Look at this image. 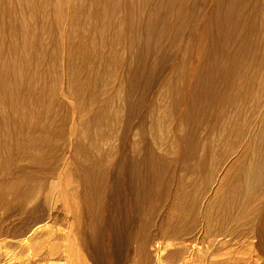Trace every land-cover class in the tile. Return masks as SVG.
<instances>
[{
  "label": "rangeland",
  "instance_id": "1",
  "mask_svg": "<svg viewBox=\"0 0 264 264\" xmlns=\"http://www.w3.org/2000/svg\"><path fill=\"white\" fill-rule=\"evenodd\" d=\"M24 1L23 0L22 1L21 0H11V1L10 0H0V9H2L0 11V37L2 36L0 38V49H1L0 50V101H1V103H0V114L3 113V111L4 112L9 111V113H3L0 115V177H2V180L0 181V191H2L1 190L2 187L3 188L8 187V188H5L3 190H9L10 191V194H9L10 197L8 196L7 200L9 199L8 202H11L10 205L8 204L9 209L6 212H2L3 215L6 214V216H7V221L2 226L7 228V235L9 237H7V238L0 237V264H37L34 261L35 260L34 253L29 252L31 250H29L28 246H25L24 244H22L23 243L22 238L17 237L15 239V238H11V236L13 235V232H15V231L27 232L31 226L38 223L40 218L36 219L35 214L31 213L33 211V209L31 208L32 207L31 202H34V200L36 198L34 195L38 194L37 197L41 196V198H42V195H44L45 192L49 193L50 191L54 194V195L52 194L54 197L56 196L55 208L53 211L54 216L52 218L48 217V218H46V220H44L45 216H43L41 218V220L46 221L47 227L38 232L40 241H42L43 247L45 249H49V248L51 249V247L53 246L52 249H54L56 251L55 254L49 260L50 261V262H48L49 264H51V263L54 264L55 262H58V264H63L65 259H66V261H65L66 264L69 263V262L67 263V261H70L71 264H76V262H74V261L72 262L71 260H68L67 255H65L71 247L73 248V246H74V249H80V248L78 246H75V245H77V242H75L74 239H73L72 243L70 242V245H71L70 246L69 240L66 238L67 235H70L71 230L74 227L75 228H77V227L75 226V224H73L74 221L72 222V220H71L72 212L66 211V206H65L66 202L64 203L63 206H61L62 202L59 200V198H60L59 197L60 182H62V181H63L64 187H65V191H66V186L75 188L76 196L74 198H76V200H74V201H76L78 204L77 213L79 214L81 223L77 222V225L79 226V224H80V226L78 227L79 228L78 230L80 231L79 233H80L81 237L83 238L84 236H86L85 235L86 232H88V236H90V235L93 236L94 233H96L97 224H98V227H101L100 228L101 231L105 232V230H106L105 233H101V234H104L103 241H105V242H103V243H104V246L106 247L104 254L106 256L105 260L107 262L110 261L109 263L112 262L111 264H124V263H122V260L125 262L126 253L128 252V250L131 249V243H132V241H134L133 239H135V237H137L136 235H138V234L139 235L146 234L147 238L143 242L147 243L150 241V247H148V248L145 247V250L144 251L142 250L143 254H137L138 256H136V258H135L136 261L134 264H156L157 255H159V254H157L158 243H160L159 249L161 250L160 254H162V259H163V257H165V251L162 250V245H161V244H163V242L160 240V238H161L160 237V235H161L160 229H162L166 225L163 221L164 215H163L162 210H164V207L173 204L175 206L176 210H178L179 213L182 214L183 211L184 210L186 211V209L189 206H191V204H192L191 199L193 198V196L191 197V195H192L191 190L194 187L193 185L190 186L191 189L189 187V189H190V190L188 189L189 192H187L185 198H183L179 203L174 204L171 201L173 189L175 188V186L178 187V184H180V180L182 178L186 179V178L190 177L191 179H193L194 182H195V180H196V182H200L201 179L203 181L204 178H206V174L208 173V171L218 161L222 162L221 165L223 164V166L221 168H224V171H226V169H227V172H224L216 164L217 166H216V172H214V176L219 175L221 171H222L221 176L222 177L224 176L222 178V180L220 181L221 182L220 186L222 187V189L224 188V186L227 185V183L230 184L231 179H233V177H235V175H236V174L235 175L233 174L235 171L233 162L231 164H228L227 162L225 163V162L221 161V159L223 158L222 152L224 153V151L221 150L220 146H217V144L220 142H219V140H217L216 135H218V134H216V133L218 130L215 127V123L219 122L223 118V115H222L223 112L227 113L228 111H233L234 107L237 106L238 102L242 106H245L246 109H248V105L251 103V100L255 103V101H256L255 97H259V93L263 87L262 85H264V80L262 79V77L264 78V70L262 71V69H264V58H263L264 57V36H263L264 35V33H263L264 32V30H263L264 29V24H263L264 23V8H262L264 6V1L263 0H254L255 1L254 2L251 0H221V1L220 0L219 1L218 0L217 1L216 0H205V2H203L204 0H196V1L195 0L194 1L193 0H189V1L188 0H182V1H179V0H176V1L175 0H168V1L167 0H160V1L159 0H145V1L144 0H121V3H120V0L119 1L118 0L117 1L116 0H93V1L92 0H87V1L84 0V2H82L83 0H78L76 2H79L80 3V5H79L78 3L75 2V0H71V1L68 0V3L70 5H71V3H74V2L76 3V4L74 3L76 6V10H75V15L73 17V21L71 23V28H73V29H71V31L66 32V50H68V55H69L67 58V62H66V60H65V62H63L62 60L60 61V53H59V49L57 48L58 44H60L62 42V41L60 42L59 40L64 39L63 35H61V37H60V34L62 32L61 29L64 26L65 21H64L63 17L56 15V7L57 6H56V3H54L55 0L54 1L53 0H31V1L30 0L29 1L24 0ZM137 1H138V3H137ZM149 1L152 3H150ZM187 1H188V3H187ZM224 1L227 3L225 4ZM15 2H17V3L15 4ZM89 2H90V4H89ZM129 2H130V4H129ZM52 3L54 6L53 8H51ZM116 3H117V6H116ZM135 3H137V4H135ZM143 3H145V5L142 8ZM120 4H122V6ZM186 4L187 5L189 4V5L186 6ZM160 5H161V8L158 9V7H160ZM239 5H241V6H239ZM42 6H43V8H42ZM136 6H137V8H136ZM217 6H219V7H217ZM248 6H249V8H248ZM251 6H253V7H251ZM195 7H197V8H195ZM208 7H209V9H208ZM255 7L256 8L258 7V8L255 9ZM91 8H92V10H91ZM101 8L104 10L102 11ZM132 8H133V10H131ZM185 8H187V9H185ZM189 9H191V11ZM194 9H195V11H193ZM200 10H203V11L199 12ZM187 11H188V13H187ZM158 12L162 15H160ZM94 13H96V14H94ZM156 13L158 16H156ZM211 13H212V16H210ZM220 13H222V15H220ZM259 13H261V15H259ZM84 14L86 15V17L84 16ZM113 14L116 15L117 17L114 16ZM214 14H215V17H214ZM28 15H29V17H28ZM112 15H113V17H112ZM135 15L137 17H135ZM166 15H167V17H166ZM196 15L197 16L199 15L200 17L199 16L196 17ZM251 15H253L252 16L253 19L251 18ZM103 16H105L104 17L105 19L103 18ZM179 16L181 17L180 19H178ZM185 16H187V17H185ZM232 16H234V17H232ZM56 17L57 18L59 17L58 18L59 20L57 19L58 21L56 20ZM150 17H151V19H150ZM158 17H159L160 22H158ZM28 18L30 20H28ZM85 18H87V19H85ZM116 18H117V20H116ZM135 18H136V21H135ZM189 18H191V19H189ZM193 18H198V19H193ZM222 18H223V20H222ZM234 18H236V19H234ZM248 18H250L251 20ZM90 19H92L91 22H92L93 27L90 29L89 34L86 37H84L83 40H81L80 30L82 31L85 23L87 22V20L89 21ZM108 19H111V20H108ZM118 19L120 20V22ZM152 19H154V20H152ZM155 19H157V20H155ZM54 20H56V21H54ZM181 20H182V23H181ZM191 20H193V21L197 20V21L193 22ZM215 20L218 22V26H217V22ZM249 20H250V23H249ZM253 20H254V22H253ZM259 20H261L263 23ZM29 21H30V23H27ZM109 21L111 22L112 25L109 23ZM152 21H155L158 24L156 25V23L152 22ZM226 21L227 22L229 21L228 22L229 26L227 25ZM22 22H25L28 25H26L25 23H24L25 24L24 25ZM150 22H152V23H150ZM215 22H216V26H215V24H213ZM235 22H236V25H238V26L234 25ZM258 22H259V24H258ZM53 23L55 24V26L53 25ZM56 23L57 24L59 23V26L56 25ZM103 23H107L106 27L109 30H107V28L105 27L106 24H103ZM118 23L120 25H118ZM197 23H199V24L197 25ZM254 23H255V26H254ZM3 24H5V25H3ZM162 24H164V26ZM188 24H189V26H187ZM256 24H258L257 27H256ZM82 25H83V27H81ZM122 25H124V26H122ZM165 25H167V26H165ZM25 26H26V30H24ZM98 26H100V27H98ZM154 26H156V27H154ZM158 26L159 27L161 26L162 29L161 28L159 29ZM185 26H186V28H185ZM206 26H208L209 29L212 28L213 30H209ZM242 26H244V27H242ZM249 26H251V27H249ZM16 27H18V28H16ZM118 27H119V31H118V29H116ZM121 27H124V28H121ZM150 27H152V29ZM166 27H167V29H166ZM174 27H176V29ZM187 27H189V28L191 27V28L189 29ZM201 27H203V28H201ZM214 27H216L215 28L216 30L214 29ZM252 27L253 28L255 27V28L253 29ZM171 28H173V29L171 30ZM199 28H201V29H199ZM233 28L235 29V31L237 30L239 32H235L233 30ZM15 29L18 31H16ZM101 29H104V31H102ZM186 29H187V31H186ZM191 29H192V32H191ZM226 29H228V31ZM241 29H243V30H241ZM59 30L61 31L60 33L58 32ZM106 30L108 32H106ZM114 30L117 32H115ZM125 30H126V32H125ZM135 30H136V32H135ZM145 30H146V33H144ZM149 30H150V32H149ZM176 30H177V32H176ZM183 30H184V33H183ZM257 30H258V32H257ZM56 31H57V33H56ZM120 31H122V32L120 33ZM158 31H160V32L158 33ZM204 31H206V34ZM179 32H181V33H179ZM211 32H212V34H211ZM233 32H234V34H233ZM259 32H260V34H258ZM16 33H18V34H16ZM98 33H99V35H98ZM151 33H153V34H151ZM157 33H158V35H157ZM169 33H170V35H169ZM249 33H250V35H249ZM5 34H7V35H5ZM56 34L57 35L59 34L58 38H57ZM104 34H108V35H104ZM154 34H156L157 37ZM172 34H174L175 36ZM190 34H191V36H190ZM229 34H230V36H229ZM20 35H21V37H19ZM113 35H114V37H113ZM118 35H120V36H118ZM124 35H125V37H124ZM180 35H182V36L180 37ZM209 35H210V37H209ZM225 35H227V36L225 37ZM239 35H241L242 37ZM111 36L113 39L111 38ZM168 36H169V39H167ZM176 36H177V38H176ZM206 36H207V38H206ZM212 36H214V38ZM249 36H250V38H249ZM258 36H259V40H258ZM119 37H121V38H119ZM220 37H222V38H220ZM230 37H231V39H230ZM21 38L23 39V41ZM39 38H40V40H39ZM109 38H111V39H109ZM171 38H173V39H171ZM57 39H59V40H57ZM188 39H189V41H188ZM240 39H241V41H240ZM25 40H26V42H25ZM29 40H30V42H28ZM102 40H103V42H102ZM157 40H158V42H157ZM227 40L230 43L232 42L233 45H231L229 42L226 43ZM244 40H246V41H244ZM254 40H256V42ZM105 41L108 43H106ZM134 41H135V43H134ZM141 41H142V43H141ZM219 41H221V43ZM13 42H15L16 44L14 43L15 44L14 45ZM44 42H46V43H44ZM99 42H101V43H99ZM164 42H165V44H164ZM167 42L170 44V46H168L169 44ZM218 42H219V44H218ZM243 42L244 43L247 42L246 45ZM252 42H254V44H251ZM259 42L261 45L259 44ZM30 43H31V45H30ZM120 43H122V44H120ZM132 43H133V45H132ZM239 43H240V45H239ZM91 44H94V45L91 46ZM141 44H144V45H141ZM166 44H168V45H166ZM187 44H188V46H187ZM160 45H162V47ZM173 45H175L174 46L175 48L173 47ZM178 45H180L181 47L180 46L178 47ZM229 45H231V47H234L236 45L238 48H235V49L232 48L231 49V47H229V49L231 50V52H230V50L228 49ZM250 46H252V47H250ZM260 46H261V48H260ZM240 47H241V49H240ZM255 47H256V49H255ZM101 48H103V49H101ZM31 49H32V51H31ZM144 49H145V51H144ZM182 49L184 51H188V52H184ZM164 50H165V53H164ZM218 50H219V53L221 52L220 56H219ZM227 50H229V51H227ZM245 50H246V52H245ZM175 51L177 54H175ZM114 52H116L118 55H116V53H114ZM154 52L156 55L154 54ZM158 52H160V54ZM181 52H182V54H181ZM227 52H229L230 54ZM251 53H252V55H251ZM259 53H260V55H259ZM123 54H124V56H123ZM253 54H254V56H253ZM163 55H165V57H163ZM181 55L183 57H181ZM216 55H217V57L218 56L219 57L217 58ZM155 56L157 58H155ZM246 56H248V57H246ZM153 57L155 58V60ZM126 58H129V59H126ZM247 58H248V62H247ZM224 59H225V61H224ZM231 59L232 60L236 59V61H232ZM124 60L126 62H123ZM128 61H129V63H127ZM226 61H227V63H226ZM242 61H243V63H242ZM61 62H62V64H61ZM153 62H154V64H152ZM178 62H179V64H178ZM203 62H205V63H203ZM229 62H231L230 65H229ZM232 62H234V63L232 64ZM122 63H124V65H122ZM125 63H126V65H125ZM156 63H158V64H156ZM169 63H170V65H169ZM213 63H214V65L216 64V66H213V67L210 66L211 64L213 65ZM255 63H256V65H254ZM171 64H173V65L175 64V65L174 66L172 65V68H171ZM236 64H237V66H236ZM248 64L250 65V67ZM154 65L156 67L157 66L158 67L156 68ZM159 65H161V67ZM203 65H205V66L203 67ZM243 65H245V66H243ZM39 66L41 67V69L38 68ZM200 66L203 68H201ZM233 66H234V68H233ZM46 67H48V68L46 69ZM153 67L155 68V70L153 69ZM162 67H164V68H162ZM235 67H236V69H235ZM248 67L250 68L249 70H248ZM32 68H33V70H32ZM150 68H151V70H150ZM161 68L163 71L161 70ZM188 68H189V70H188ZM229 68H230V70H229ZM241 68H243V70ZM246 68L248 71L246 70ZM251 68H252L253 72L251 71ZM91 69L93 71H91ZM124 69H127V71ZM172 69L174 71H172ZM179 69H180V75H179V71H178ZM207 69H208V71H207ZM209 69L211 71H209ZM221 69H223V70H221ZM46 70L49 72H47ZM158 70L160 73L163 72L165 75L162 73L159 75ZM170 70H171V72H173V74L171 76L169 75ZM121 71L123 72L124 75L122 74ZM125 71L129 72V75H127L128 73H126ZM232 71H234V73ZM255 71H257V72L254 73ZM65 72H67V74H69L66 81L64 79V73ZM187 72H189V73H187ZM208 72H212V73H208ZM219 72H222V73L224 72V73L222 75V73H219ZM198 73L199 74L201 73L200 76ZM245 73H247V75ZM59 74L62 76H59ZM121 74H122V76H121ZM132 74L134 75L133 76L134 78L132 77ZM176 74L178 77L176 76ZM224 74H226V76ZM46 75H49V76H46ZM149 75L154 76V81H153V85H152L153 88L151 87L150 90H148L147 88H145L143 86V84L144 85L147 84L148 80L152 77ZM231 75L233 76V78L231 77ZM235 75H238L237 79H236ZM242 75H243V78H242ZM254 75H256V77ZM118 76H121V78L119 77L120 81H119ZM210 76L211 77L213 76V78H211ZM222 76H224V78H227V77L229 78V76H230V78L228 79L229 81L227 79H224ZM50 77H52V78H50ZM56 77L61 78V79H58ZM107 77L112 78L109 85L106 84V82H105V79ZM128 77L130 78L129 81L127 79ZM160 77H162V78H160ZM187 77H188V79H187ZM45 78H46V81H45ZM122 78H124V79H122ZM167 78H169V79H167ZM49 79H51V80H49ZM160 79H162V80L160 81ZM170 79H172V80H170ZM193 79H194V82L196 81L195 82L196 84L193 82ZM217 79H218L219 84H216ZM27 80L29 81V83ZM201 80H204V82ZM209 80H210V82H208ZM55 81H57V82L55 83ZM58 81H59V83H58ZM130 81H131V84H130ZM144 81H145V83H143ZM165 81H166V83H165ZM172 81H173V83L175 82L174 85H170V84H172ZM213 81H214V84H213ZM227 81H228V85H227ZM231 81L234 83H232ZM239 81H241V83H239ZM247 81H249V82H247ZM223 82H224V84H222ZM121 83H123V84L121 85ZM133 83H134V85H132ZM158 83H159V85L157 86ZM177 83H179L182 86H179V84H177ZM204 83H205V85H204ZM113 84H115L114 85L115 87L113 86ZM125 84H126V86H125ZM162 84H164V85H162ZM231 84L234 87L232 89H231V86H232ZM46 85H47V88H46ZM255 85H257V86H255ZM44 86H45V88H44ZM116 86L117 87L123 86L122 89L119 90L120 93H119V91L118 92H114L113 90L111 91L112 87L116 88ZM130 86L132 88H130ZM160 86H161V88H163V87L165 88V90L163 88V92H164L163 94H164L165 100H167V101H165L167 104V110H169V109L171 110L172 108H177V106H179L183 102L188 103L187 104L188 108L186 111L187 114L183 113L184 114L183 115L182 112L180 114V115H182L181 116L182 124L180 126V129H181L180 131H182V132H180V134H179V143L177 144V146L179 145L180 148L181 147L183 148V149H180V152L182 153V154L180 153L181 158H180V155L178 153H174L173 151H171L167 148L164 149L163 151H159L155 146H151L154 144L152 142H150L151 141L150 138L145 135V131L143 130V127H142V126H144L142 124L145 123V119L143 118V114L142 113L139 114L138 112L134 111L135 106H137L139 104L140 100H138V99H141L139 96H141V97L144 96V98L146 97V100L149 101V98H151L150 95L152 94V92L153 93L160 92L159 91V90H161ZM258 86H260V87H258ZM249 87H251V88L249 89ZM188 88H189V90H188ZM240 88H242V89H240ZM259 88H261V89L259 90ZM101 89H102V91H101ZM124 89L126 92L124 91ZM131 89H133V91H131ZM141 89H142L143 93L141 92ZM166 89L168 91H166ZM169 89H171V92ZM192 89L193 90L195 89L194 90L195 92H193ZM255 89H257V90H255ZM128 90L130 92H128ZM136 90H137V92H136ZM208 91H209V93H208ZM211 91H213V92H211ZM225 91H226V93H225ZM232 91H234V93ZM255 91L257 92V94H255L256 93ZM39 92H40V94H39ZM94 92H97V93H100V92L103 93L104 92V93L99 98L96 99L95 103H97L96 104L97 106L95 104L90 106L89 99L91 98L92 93H94ZM132 92H134V94ZM140 92L142 93V95L140 94ZM169 92L172 94H170ZM190 92H191V94H190ZM204 92H206V93H204ZM249 92H250V94H249ZM117 93H118V95L124 94L125 97L120 96V95L118 97ZM165 93L167 95H165ZM197 93L200 96H198ZM212 93L215 95L217 94L216 95L217 99ZM224 93H225V95H224ZM235 93H236V95H235ZM188 94L191 95V98ZM247 94L249 95V97L247 96ZM44 95H45V97H43ZM107 95H109L110 97ZM134 95H136V96H134ZM210 95H211V98H210ZM131 96L132 97L134 96V97L132 98ZM206 96L208 98H206ZM54 97H57V99ZM120 97H123L124 99H122ZM166 97L167 98L169 97L168 98L169 101H168V99H166ZM170 97L172 98V100ZM125 98H127V99L125 100ZM173 98H175V99H173ZM196 98H197V100H196ZM221 98L223 100H221ZM231 98H233V100L234 99L235 100L232 101ZM203 99H204V103L202 102ZM207 99H209V100H207ZM178 100H180L179 105H177ZM187 100L189 102H187ZM219 100L221 103L219 102ZM31 101L34 105L31 104ZM47 101H48V103H47ZM49 101H51V102L49 103ZM101 101H102V104L104 105L105 108L102 107ZM112 101H114V103H116V104H114ZM197 101H199V102H197ZM206 101L208 104L206 103ZM120 102L121 103L123 102V106L125 105L123 108H125L126 104H128L129 102L132 104L131 105L129 103L131 107L130 108L126 107L127 108L126 110L125 109L122 110V111H124V113L121 111L122 116L119 115L120 118L118 117L117 120H114L115 124L117 122L118 125L122 122V124H120V126H119L121 132L119 131V129L114 128L116 130H114L115 133L112 131V134L114 133L115 137H113V135H112L111 138H109V139H102L100 141L101 143L99 142L100 146H101L100 147L98 145L99 143L97 144V142L95 141L96 137L103 130L105 131V128L109 127L108 124H110V122H108V124H107L105 122V118L111 119V117L113 116L112 114L115 112L114 110H116V108L118 106L117 103H120ZM7 103H8V105H7ZM40 103H41V105H40ZM81 103H82V105H81ZM134 103H135V105H133ZM210 103L211 104L213 103V104L211 105ZM48 104H50V106H48ZM204 104L207 106L205 107ZM223 104H225V105H223ZM44 105H45V107H43ZM70 105H72V106H70ZM100 105L102 108L100 107ZM190 105H192L193 107L192 106L190 107ZM112 106H113V109H112ZM4 107H6V108L3 110ZM7 107H8V109H7ZM14 107L16 109H14ZM52 107H53V109H52ZM99 107H100V109H99ZM220 107H221V109H220ZM26 108H27V111H29V112L26 111ZM30 108H31L33 114L31 112V110H29ZM41 108H44V109H41ZM90 108H91V110H89ZM92 108H93V111H92ZM103 108H104V110H103ZM203 108H205V109H203ZM17 109L21 110L22 112L21 111H19V112H21L22 114H20ZM44 110L45 111L47 110L45 115H43L45 112ZM130 110H133L134 112H132ZM224 110H226V111H224ZM90 111H92L91 112L92 115L90 114ZM82 112L83 113L85 112V113L82 114ZM34 113H36L39 117L38 118L35 117L37 115ZM99 113H100V115H99ZM102 113H103L104 118L102 116ZM6 114H8L9 116L11 115V116L9 117ZM54 114H55V116H54ZM79 114H80V116H78ZM124 114H125V117H124ZM243 114L250 116L251 114H254V113L248 112V111L247 112L242 111L241 115H243ZM21 115H23L22 116L23 118L25 115V118L24 119L21 118ZM50 115H51V117H47ZM212 115H214V116H212ZM184 116H186L187 119ZM14 117H16L17 119H15ZM41 117H42V119H41ZM136 117H138V118H136ZM1 118H3V119H1ZM71 118H74V119L72 120ZM131 118H132V120H131ZM7 119H8V121H7ZM19 119H21V120H19ZM119 119H121V120H119ZM123 119H124V121H123ZM1 120H3V121H1ZM26 120H28V121H26ZM33 120H36V122ZM41 120H43V122ZM21 121L24 123H22ZM47 121H49V122H47ZM130 121H132L131 124H130ZM70 122H71V124H70ZM72 123H73V125H72ZM97 123H98V125H96ZM103 123H105V124H103ZM137 123H139V124L137 125ZM192 123H194V124H192ZM18 124L20 127L18 126ZM20 124H22V125H20ZM94 124H95V126H94ZM128 124H130V125H128ZM59 125L61 127H59ZM69 125H71V126L69 127L70 130L68 132V126ZM205 125H208V126H205ZM98 126H100L103 130ZM104 126H105V128H103ZM128 126H130V127H128ZM184 126H186V127H184ZM196 126H198L197 127L198 130L195 129ZM51 127L53 130L51 129ZM73 127H75L74 130H73ZM134 127H135V129H134ZM200 127H201V129H200ZM208 127H209V129H207ZM36 128H37V130H36ZM94 128H95V130H94ZM140 128H141V130H140ZM186 128H188V130ZM202 128H203V130H202ZM96 129L98 132H95ZM183 129H185V131ZM99 130H100V132H99ZM123 130L125 133L124 132L122 133ZM126 130H127L128 134H126L127 133ZM55 131H56V133L54 134ZM36 132H37V134H36ZM134 132H135V134H133ZM185 132H187V133H185ZM199 132H200V134H198ZM22 133H23V135H22ZM94 133L96 135H94ZM116 133L119 135H117ZM129 133H130V135H129ZM136 133H137V135H136ZM201 133H202V136H199V135H201ZM203 133H205L204 136H203ZM41 134L43 135V138H42ZM88 134H89V136H88ZM124 134L126 137L122 136ZM131 134H133V136ZM20 135H22V136H20ZM26 135H28V136H26ZM34 135H37V136L35 137ZM47 135H49V136H47ZM67 135H69V136H67ZM134 135H136V136H134ZM181 135H183V136H181ZM19 136L21 139L19 138ZM27 137H30V139ZM33 137H35L37 140H35ZM50 137H52V140ZM60 137H62V139H60ZM83 137H85V138H83ZM135 137H137V138H135ZM203 137H204V139H203ZM32 138L35 141H33ZM76 138H77V140H76ZM80 138L81 139L83 138V139L81 140ZM97 138H99V136ZM127 138L129 141L127 140ZM129 138H131V139H129ZM209 138H211L212 140ZM1 139H2V141H1ZM42 139H43V141H42ZM112 139H114L113 142L110 141ZM139 139H140V141H139ZM146 139H149V141ZM28 140H30V141H28ZM182 140L185 141V144ZM210 140L211 141L215 140V142H217V143L216 144L215 143L210 144L209 143ZM45 141H47V142H45ZM107 141L109 142V144H111L110 146L108 145ZM147 141L150 143H148ZM197 141L199 142V144H197L198 143ZM2 142H3V144H2ZM16 142H18V143H16ZM38 142H39V144H38ZM43 142H45V143H43ZM87 142H89L88 144L89 145L91 144V146H88ZM115 142H116V144H115ZM122 142H124V144ZM134 142H136V143H134ZM139 142H140V144L142 143L141 144L142 146H140ZM66 143H68V144L66 145ZM81 144H82V146H81ZM196 144L199 148L196 146ZM35 145L37 146V148ZM121 145H123V146H121ZM146 145H147V147H146ZM206 145H207V147H206ZM30 146H31V148H29ZM139 146H140V148H139ZM195 146L197 149L195 148ZM213 146H214V148L215 147H219V148H217V149L215 148L216 151L214 150L215 151L214 152ZM90 147H91V151L89 150ZM92 147H93V149H92ZM107 147H108V149H107ZM126 147H128V148H126ZM34 150H35V152H34ZM103 150H104V152H103ZM205 150L207 152H205ZM210 150L213 151L214 153L212 152V154H211ZM36 151H37V153H36ZM142 151H144V152H142ZM102 152H103V154L108 153L111 156V159H109V160H96V158H97L96 154L102 153ZM151 152H153V153L155 152V153L153 154ZM31 153L32 154L36 153V154L32 155ZM209 153H210V155H209ZM122 154H124V155H122ZM88 155H89V157H88ZM145 155H146V157H145ZM154 155H155V157H154ZM195 156H197V157H195ZM202 156L204 159L202 158ZM121 157H123V158H121ZM128 157L130 159H128ZM212 157H214L215 159ZM233 157H234V155H233ZM31 158H32V160H31ZM139 158H140V161H139ZM216 159H217V161H216ZM88 160H90L92 162H88ZM127 160H128V162H127ZM150 160H151L152 164L150 163ZM213 160H215V161H213ZM153 161H155L156 164H154L155 162H153ZM179 161H180V163H179ZM115 162L118 164V166L115 165ZM129 162H131V163L129 164ZM140 162H142V164ZM146 162H147V164L145 165ZM132 163H134V164H132ZM225 164H227V165H225ZM3 165L9 166L10 169H8V172L6 175L1 176V174L3 172V167H4ZM113 165L115 167H117V169ZM133 165H134V167H133ZM90 166H91V168H90ZM105 166H107L106 168L109 167L108 168L109 171L107 169H105ZM20 167L32 168L33 170H24V171L19 172V174H16V172L14 170L18 169ZM206 168H209V170ZM104 169L106 170V172ZM176 169H177V171H176ZM72 170H74V171H72ZM78 170L80 172H83V173L78 172ZM114 170L115 171L117 170V171L115 172ZM126 170H127V172H126ZM142 170H143V172H142ZM113 171L115 174L113 173ZM99 172H101V175ZM135 172L137 173V175ZM147 172H149V173H147ZM141 173H143V174H141ZM224 173L227 175V178H225ZM75 174L77 175L78 179L76 178ZM132 174H133V176H132ZM170 174H172V176H169ZM94 175L96 177H94ZM99 175H100V177H99ZM177 176H178V178H177ZM58 177H59V179H58ZM114 177H115V179H114ZM236 177H237V175H236ZM72 178L75 180H73ZM224 178L226 181L223 180ZM106 179H107V182H106ZM77 180H78V182H77ZM82 180H84V181H82ZM99 180H100V182H99ZM40 181H42V182H40ZM54 181L55 182L57 181L59 186L57 185V182L55 183ZM167 181L169 184L167 183ZM222 181L224 182V186H222V184H223ZM173 182H174V184H173ZM106 183H108V184H106ZM55 184H56V186H55L56 189H54ZM138 184H139V186H138ZM27 185L28 186L31 185V186L28 187ZM110 185H111V187H110ZM16 186H17V188H16ZM84 187L86 188V191H85ZM100 187H101V190H100ZM124 187L126 188V190ZM161 187H162V189H161ZM49 188H50V190H49ZM164 188L165 189L167 188L166 189L167 192L163 191ZM19 189H22V190L20 191ZM79 189H80V191L82 190L81 193H80ZM103 189L105 191H103ZM112 189H115L116 191L114 190V192H113ZM117 189H123V190L117 191ZM127 189H129V190L127 191ZM48 190H49V192H47ZM224 190H225V188H224ZM168 191H170V192H168ZM54 192H56V193H54ZM86 193H87L88 199L86 198V195H85ZM102 193H103V195L101 196ZM115 193H116V196H115ZM222 193H223V190H222ZM225 193H226V190H225L224 194ZM158 194H159V196H158ZM163 194H165V195H163ZM91 195H92V197H91ZM140 195H141V197H140ZM154 195H155V197L156 196L157 197L155 198ZM138 196L140 197L139 199H138ZM163 196H165L166 198ZM115 197L116 198L118 197L116 199L117 201L115 200ZM221 197L222 196H220V198ZM119 198H121V199L118 200ZM133 198H134V200H132ZM86 199L88 202L85 201ZM147 199H149V200H147ZM113 200H115V201H113ZM145 201H147V202L145 203ZM256 201H257V203H259V200H256ZM57 202H59V203H57ZM91 203H93V206ZM149 203H150V205H149L150 209L148 208V205H147ZM163 203H166V204H163ZM188 203H189V205H188ZM103 204H104V206H103ZM126 204H127V206H126ZM186 205H187V207L185 208ZM84 206H85V208H87L90 211V213L88 212L87 209L84 208ZM145 206H146V209H145ZM59 207H60V209H59ZM88 207H90L91 209ZM95 207H96V209H95ZM128 207L130 210H128ZM132 207L134 209H132ZM161 207H163V208H161ZM145 211H147V212H145ZM142 212H143V214H142ZM154 212H155V214H154ZM161 212H162V214H161ZM97 213H98V215H97ZM156 213H157V215H156ZM107 214L109 215V218H108ZM55 215H57V218L55 217ZM117 215H118V217H117ZM197 215L198 214H195V217ZM87 216L89 217V219ZM63 217H64V219H63ZM144 217H146V219ZM102 218H103V221L101 220ZM118 218L119 219L121 218V219L119 220ZM260 218H261V220L264 219V212L260 215ZM86 219H88V220H86ZM95 220H96V222H95ZM113 220H114V222H113ZM89 221H91V222H89ZM115 221L117 222V224L115 223ZM189 221L190 220L188 219L187 215L183 216L182 224H184L185 226H188V224L190 223ZM65 222H66V224H65ZM105 223L108 226H106ZM112 223H113V225H112ZM157 223H158V225H157ZM116 225H117V227L115 228ZM167 225H169V224H167ZM170 225H171L170 227L172 228V229L170 228L171 230H174L177 227L175 220H172ZM64 226L65 227L67 226V228H65ZM72 226H73V228L71 229ZM90 226H92V227H90ZM109 226H113V227L109 228ZM141 226H142V228H141ZM146 226H147V228H146ZM158 226H159V228H158ZM117 228H119L120 230ZM87 229H88V231H87ZM122 229H125V230H123L124 232L122 231V233H121ZM107 230H108V232H107ZM152 230H154V231H152ZM62 231L64 233H62ZM46 232H48V233L46 234ZM111 232L113 233L112 235H111ZM137 232H138V234H137ZM153 232H154V234H153ZM97 233H98V231H97ZM108 233H109V235H108ZM127 233L130 236L128 241L125 240V238H124ZM259 234L261 236V239H259V237H260ZM49 235L51 237H49ZM107 235H108V238H106ZM263 235H264V227H262V226L258 227V230L257 229L252 230V232L249 234L250 239L248 240V242L244 243V244H250V246L248 245L247 247H244L243 244L236 241L234 243V245L232 244L230 247H228V249H226V251L220 252L218 255H216L214 257V260H216V261H214V262H217V261L220 262V261H223L225 259H228L230 261V263H233V260H235L237 258V260H240V262H242L241 264H246V263L247 264H249V263L250 264H264V246H263L264 245V237H263ZM61 237H62V239H61ZM55 239H56V241H55ZM114 239H116V241ZM85 240H86L87 246L89 245V247H92L96 244L95 243L96 240L95 241L91 240V239H85ZM251 240L254 242H252ZM257 240L258 241L261 240V241L257 242ZM119 242L122 244L120 245ZM44 243H46V244L44 245ZM118 243H119V245H116L117 249H115V247H116L115 244H118ZM6 244H7V246H6ZM17 244H18V246H17ZM90 244H91V246H90ZM128 244H129V246H128ZM259 244H260V247H259ZM123 245H125V247ZM135 246L132 245V247H135ZM254 246H256V247H254ZM66 247H67V249H66ZM68 247H69V249H68ZM151 247L154 250L151 249ZM61 248L63 251L61 250ZM128 248H130V249H128ZM149 248H150V250H149ZM253 248H254V251H253ZM20 249H22V250H20ZM81 249H82V246H81ZM259 249H260V251H259ZM109 250L111 252H113V251L114 252L111 253ZM115 250H116V252H115ZM23 251H25L26 253ZM116 253H118V255ZM22 254H24L25 256H22ZM113 254H115V255H113ZM142 255H143V257H142ZM159 257H161V256H159ZM23 258H25V259H23ZM115 258H116V260H114ZM245 258L248 259L247 262H245V260H246ZM249 258H250V260H249ZM111 259H113V260H111ZM255 259L257 260L258 263L256 262ZM89 261H91V259H89V257H87V259H85L84 263L85 264H88V263L93 264V262H89ZM106 261H105V264L107 263ZM65 262H64V264H65ZM243 262H245V263H243Z\"/></svg>",
  "mask_w": 264,
  "mask_h": 264
},
{
  "label": "bare ground",
  "instance_id": "2",
  "mask_svg": "<svg viewBox=\"0 0 264 264\" xmlns=\"http://www.w3.org/2000/svg\"><path fill=\"white\" fill-rule=\"evenodd\" d=\"M11 1V0H10ZM22 1V0H21ZM24 1V0H23ZM29 1V0H28ZM27 1V2H28ZM31 1V0H30ZM54 1V0H53ZM56 1V0H55ZM54 1V3H56V15H58V16H61V17H63L64 18V26L62 27V29H61V31L59 30L58 32L60 33L61 32V34H60V37H61V35H63V37H64V41L63 40H59V39H57V40H59L61 43L60 44H58V49H59V53H60V61L62 60L63 62H65V60H66V62H67V58H68V50H66V32H68V31H71V29H73V28H71V23H72V21H73V17H74V15H75V10H76V6H75V4L76 3H78L79 5H80V3L79 2H76V1H78V0H75V4L74 3H71V5L68 3V0H57L56 2ZM69 1H71V0H69ZM87 1V0H86ZM85 1V2H86ZM93 1V0H92ZM117 1V0H116ZM119 1V0H118ZM145 1V0H144ZM160 1V0H159ZM168 1V0H167ZM176 1V0H175ZM179 1H182V0H179ZM178 1V2H179ZM189 1V0H188ZM188 1H187V3H188ZM194 1V0H193ZM196 1V0H195ZM217 1V0H216ZM215 1V2H216ZM219 1V0H218ZM221 1V0H220ZM251 1H254V0H251ZM264 1V0H263ZM262 1V2H263ZM18 2V1H17ZM17 2H15V4L17 3ZM20 2V1H19ZM25 2V1H24ZM82 2H84V0L82 1ZM111 2V1H110ZM114 2V1H113ZM131 2V1H130ZM130 2H129V4H130ZM150 2V1H149ZM166 2V1H165ZM174 2V1H173ZM203 2H205V0L203 1ZM214 2V3H215ZM225 2V1H224ZM236 2V1H235ZM255 2V1H254ZM253 2V3H254ZM257 2V1H256ZM9 3V2H8ZM88 3V2H87ZM112 3V2H111ZM120 3H121V0H120ZM137 3H138V1H137ZM137 3H135V4H137ZM150 3H152V2H150ZM157 3V2H156ZM161 3V2H160ZM167 3V2H166ZM186 3V2H185ZM195 3V2H194ZM202 3V2H201ZM200 3V4H201ZM222 3V2H221ZM227 2H225V4H226ZM243 3V2H242ZM247 3V2H246ZM77 4V5H78ZM85 4V3H84ZM89 4H90V2H89ZM107 4V3H106ZM113 4V3H112ZM149 4V3H148ZM147 4V5H148ZM197 4V3H196ZM251 4V3H250ZM249 4V5H250ZM38 5V4H37ZM88 5V4H87ZM86 5V6H87ZM102 5V4H101ZM109 5V4H108ZM111 5V4H110ZM121 6H122V4H120ZM119 5V6H120ZM144 5H145V3H143V6H142V8L144 7ZM146 5V6H147ZM152 5V4H151ZM166 5V4H165ZM184 5V4H183ZM189 5V4H188ZM187 4H186V6H188ZM205 5V4H204ZM224 5V4H223ZM252 5V4H251ZM263 5V4H262ZM20 6V5H19ZM83 6V5H82ZM103 6V5H102ZM116 6H117V3H116ZM133 6V5H132ZM154 6V5H153ZM163 6V5H162ZM171 6V5H170ZM213 6V5H212ZM225 6V5H224ZM239 6H241V5H239ZM244 6V5H243ZM45 7V6H44ZM54 6H53V3H52V7L51 8H53ZM91 7V6H90ZM94 7V6H93ZM112 7V6H111ZM166 7V6H165ZM190 7V6H189ZM192 7V6H191ZM217 7H219V6H217ZM247 7V6H246ZM251 7H253V6H251ZM261 7V6H260ZM42 8H43V6H42ZM104 8V7H103ZM106 8V7H105ZM117 8V7H116ZM115 8V9H116ZM136 8H137V6H136ZM140 8V7H139ZM159 8H161V5H160V7H158V9ZM195 8H197V7H195ZM203 8V7H202ZM235 8V7H234ZM248 8H249V6H248ZM258 8V7H257ZM256 7H255V9H257ZM262 8H264V6L262 7ZM86 9V8H85ZM166 9V8H165ZM171 9V8H170ZM185 9H187V8H185ZM192 9V8H191ZM191 9H189L190 11H191ZM208 9H209V7H208ZM212 9V8H211ZM210 9V10H211ZM215 9V8H214ZM225 9V8H224ZM238 9V8H237ZM254 9V8H253ZM2 9H0V11H1ZM87 10V9H86ZM91 10H92V8H91ZM101 10L103 11L104 9H102L101 8ZM106 10V9H105ZM131 10H133V8L131 9ZM137 10V9H136ZM146 10V9H145ZM161 10V9H160ZM159 10V11H160ZM164 10V9H163ZM173 10V9H172ZM241 10V9H240ZM248 10V9H247ZM246 10V11H247ZM262 10V9H261ZM48 11V10H47ZM85 11V10H84ZM115 11V10H114ZM113 11V12H114ZM135 11V10H134ZM193 11H195V9L193 10ZM201 11H203V10H200L199 12H201ZM242 11V10H241ZM244 11V10H243ZM257 11V10H256ZM49 12V11H48ZM87 12V11H86ZM89 12V11H88ZM106 12V11H105ZM109 12V11H108ZM133 12V11H132ZM148 12V11H147ZM161 12V11H160ZM170 12V11H169ZM172 12V11H171ZM222 12V11H221ZM252 12V11H251ZM146 13V12H145ZM159 13V12H158ZM162 13V12H161ZM187 13H188V11H187ZM239 13V12H238ZM262 13V12H261ZM261 13H259V15H261ZM89 14V13H88ZM94 14H96V13H94ZM142 14V13H141ZM144 14V13H143ZM153 14V13H152ZM160 14V13H159ZM196 14V13H195ZM235 14V13H234ZM22 15V14H21ZM50 15V14H49ZM109 15V14H108ZM114 15V14H113ZM113 15H112V17H113ZM134 15V14H133ZM148 15V14H147ZM150 15V14H149ZM160 15H162V14H160ZM220 15H222V13H220ZM237 15V14H236ZM254 15V14H253ZM253 15H251V18H252V16ZM257 15V14H256ZM84 16L86 17V15L84 14ZM91 16V15H90ZM89 16V17H90ZM114 16H116V15H114ZM146 16V15H145ZM152 16V15H151ZM156 16H158L157 15V13H156ZM191 16V15H190ZM199 16V15H198ZM197 15H196V17H198ZM210 16H212V13H211V15ZM241 16V15H240ZM21 17V16H20ZM24 17V16H23ZM28 17H29V15H28ZM105 16H103V18H104ZM109 17V16H108ZM117 17V16H116ZM135 17H137L136 15H135ZM155 17V16H154ZM166 17H167V15H166ZM185 17H187V16H185ZM200 17V16H199ZM214 17H215V14H214ZM232 17H234V16H232ZM236 17V16H235ZM255 17V16H254ZM22 18V17H21ZM47 18V17H46ZM59 18V17H58ZM57 17H56V20L58 19ZM82 18V17H81ZM91 18V17H90ZM94 18V17H93ZM111 18V17H110ZM119 18V17H118ZM122 18V17H121ZM181 17L179 16V18L178 19H180ZM211 18V17H210ZM256 18V17H255ZM24 19V18H23ZM22 19V20H23ZM33 19V18H32ZM84 19V18H83ZM85 19H87V18H85ZM105 19V18H104ZM120 19V18H119ZM118 19V20H119ZM150 19H151V17H150ZM177 19V20H178ZM184 19V18H183ZM189 19H191V18H189ZM193 19H198V18H193ZM234 19H236V18H234ZM238 19V18H237ZM245 19V18H244ZM248 19H250V18H248ZM253 19V18H252ZM28 20H30L29 18H28ZM56 20H54V21H56ZM59 20V19H58ZM57 20V21H58ZM62 20V19H61ZM91 20L92 19H90L89 21L87 20V22L85 23V25H84V28L82 29V31L80 30V35H81V40H83L84 39V37H86L88 34H89V31H90V29L93 27V25H92V22H91ZM108 20H111V19H108ZM113 20V19H112ZM115 20V19H114ZM116 20H117V18H116ZM115 20V21H116ZM122 20V19H121ZM147 20V19H146ZM149 20V19H148ZM152 20H154V19H152ZM155 20H157V19H155ZM188 20V19H187ZM222 20H223V18H222ZM226 20V19H225ZM251 20V19H250ZM250 20H249V23H250ZM42 21V20H41ZM63 21V20H62ZM101 21V20H100ZM106 21V20H105ZM114 21V22H115ZM135 21H136V18H135ZM186 21V20H185ZM191 21H193V20H191ZM195 21V20H194ZM193 21V22H194ZM197 21V20H196ZM195 21V22H196ZM216 21V20H215ZM259 21H261V20H259ZM52 22V21H51ZM99 22V21H98ZM104 22V21H103ZM113 22V21H112ZM119 22H120V20H119ZM148 22V21H147ZM152 22H155V21H152ZM152 22H150V23H152ZM158 22H160V20H159V17H158ZM174 22V21H173ZM208 22V21H207ZM217 22V21H216ZM216 22L215 23H213V24H215V26H216ZM227 22V21H226ZM229 22V21H228ZM228 22H227V25L229 26V24H228ZM231 22V21H230ZM233 22V21H232ZM253 22H254V20H253ZM256 22V21H255ZM262 22V21H261ZM23 24L25 23V22H22ZM27 23H30V21L29 22H27ZM55 23V22H54ZM53 23V25L55 26V24ZM62 23V22H61ZM109 23L111 24V22L109 21ZM132 23V22H131ZM140 23V22H139ZM149 23V22H148ZM156 23V25L158 24L157 22H155ZM180 23V22H179ZM181 23H182V20H181ZM263 23V22H262ZM26 24V23H25ZM24 24V25H25ZM84 24V23H83ZM102 24V23H101ZM100 24V25H101ZM103 24H106L105 25V27L107 26V23H103ZM130 24V23H129ZM174 24V23H173ZM184 24V23H183ZM199 23H197V25H198ZM203 24V23H202ZM212 24V23H211ZM232 24V23H231ZM230 24V25H231ZM252 24V23H251ZM258 24H259V22H258ZM258 24H256V27H257V25ZM264 24V23H263ZM3 25H5V24H3ZM2 25V26H3ZM23 25V26H24ZM26 25H28V24H26ZM56 25H58L59 26V23L57 24L56 23ZM97 25V24H96ZM112 25V24H111ZM118 25H120L119 23H118ZM154 25V24H153ZM163 26H164V24H162ZM171 25V24H170ZM234 25H236V22H235V24ZM20 26V25H19ZM18 26V27H19ZM104 26V25H103ZM122 26H124V25H122ZM133 26V25H132ZM165 26H167V25H165ZM173 26V25H172ZM187 26H189V24L187 25ZM217 26H218V22H217ZM236 26H238V25H236ZM247 26V25H246ZM253 26V25H252ZM254 26H255V23H254ZM18 27H16V28H18ZM61 27V26H60ZM81 27H83V25L81 26ZM98 27H100V26H98ZM110 27V26H109ZM154 27H156V26H154ZM153 27V28H154ZM159 27V26H158ZM207 28H208V26H206ZM212 27V26H211ZM242 27H244V26H242ZM249 27H251V26H249ZM259 27V26H258ZM20 28V27H19ZM52 28V27H51ZM57 28V27H56ZM76 28V27H75ZM107 28V27H106ZM121 28H124V27H121ZM151 29H152V27H150ZM149 28V29H150ZM161 28V26L159 27V29ZM175 29H176V27H174ZM185 28H186V26H185ZM187 28H189V27H187ZM191 28V27H190ZM189 28V29H190ZM201 28H203V27H201ZM201 28H199V29H201ZM216 27H214V29H215ZM230 28V27H229ZM228 28V29H229ZM253 28V27H252ZM255 28V27H254ZM253 28V29H254ZM30 29V28H29ZM28 29V30H29ZM58 29V28H57ZM98 29V28H97ZM105 29V28H104ZM104 29H101L102 31H104ZM116 29H118V31H119V27L118 28H116ZM126 29V28H125ZM162 29V28H161ZM166 29H167V27H166ZM173 28H171V30H172ZM174 29V30H175ZM209 29V28H208ZM219 29V28H218ZM228 29H226L227 31H228ZM237 29V28H236ZM7 30V29H6ZM16 30V29H15ZM24 30H26V26H25V29ZM107 30H109L108 28H107ZM106 30V32H108ZM113 30V29H112ZM133 30V29H132ZM131 30V31H132ZM181 30V29H180ZM179 30V31H180ZM209 30H213L212 28L211 29H209ZM208 30V31H209ZM216 30V29H215ZM233 30L235 31V29L233 28ZM232 30V31H233ZM241 30H243V29H241ZM247 30V29H246ZM245 30V31H246ZM262 30V29H261ZM264 30V29H263ZM16 31H18V30H16ZM15 31V32H16ZM30 31V30H29ZM115 31V30H114ZM162 31V30H161ZM170 31V30H169ZM186 31H187V29H186ZM249 31V30H248ZM100 32V31H99ZM110 32V31H109ZM115 32H117V31H115ZM122 31H120V33H121ZM125 32H126V30H125ZM135 32H136V30H135ZM149 32H150V30H149ZM152 32V31H151ZM160 31H158V33H159ZM176 32H177V30H176ZM189 32V31H188ZM191 32H192V29H191ZM205 32V34H206V31H204ZM224 32V31H223ZM235 32H239V31H235ZM247 32V31H246ZM252 32V31H251ZM250 32V33H251ZM257 32H258V30H257ZM261 32V31H260ZM260 32L258 33V34H260ZM30 33V32H29ZM56 33H57V31H56ZM91 33V32H90ZM103 33V32H102ZM101 33V34H102ZM142 33V32H141ZM144 33H146V30H145V32ZM148 33V32H147ZM158 33H157V35H158ZM173 33V32H172ZM179 33H181V32H179ZM183 33H184V30H183ZM186 33V32H185ZM208 33V32H207ZM250 33H249V35H250ZM262 33V32H261ZM264 33V32H263ZM16 34H18V33H16ZM93 34V33H92ZM109 34V33H108ZM108 34H104V35H108ZM151 34H153V33H151ZM163 34V33H162ZM175 34V33H174ZM174 34H172V35H174ZM177 34V33H176ZM187 34V33H186ZM211 34H212V32H211ZM232 34V33H231ZM233 34H234V32H233ZM242 34V33H241ZM5 35H7V34H5ZM59 35V34H58ZM57 34H56V36H57V38L59 37ZM98 35H99V33H98ZM123 35V34H122ZM155 36H156V34H154ZM169 35H170V33H169ZM179 35V34H178ZM214 35V34H213ZM218 35V34H217ZM95 36V35H94ZM118 36H120V35H118ZM148 36V35H147ZM175 36V35H174ZM182 35H180V37H181ZM186 36V35H185ZM190 36H191V34H190ZM222 36V35H221ZM227 35H225V37H226ZM229 36H230V34H229ZM237 36V35H236ZM239 36H241V35H239ZM247 36V35H246ZM245 36V37H246ZM264 36V35H263ZM2 37V36H1ZM0 37V38H1ZM19 37H21V35L19 36ZM62 37V38H63ZM101 37V36H100ZM99 37V38H100ZM109 37V36H108ZM113 37H114V35H113ZM117 37V36H116ZM124 37H125V35H124ZM129 37V36H128ZM151 37V36H150ZM157 37V36H156ZM155 37V38H156ZM160 37V36H159ZM179 37V38H180ZM209 37H210V35H209ZM213 38H214V36H212ZM242 37V36H241ZM257 37V36H256ZM14 38V37H13ZM105 38V37H104ZM107 38V37H106ZM111 38H112V36H111ZM111 38H109V39H111ZM119 38H121V37H119ZM130 38V37H129ZM143 38V37H142ZM145 38V37H144ZM176 38H177V36H176ZM184 38V37H183ZM206 38H207V36H206ZM219 38V37H218ZM220 38H222V37H220ZM248 38V37H247ZM249 38H250V36H249ZM248 38V39H249ZM262 38V37H261ZM22 39V38H21ZM108 39V40H109ZM113 39V38H112ZM149 39V38H148ZM167 39H169V36H168V38ZM171 39H173V38H171ZM181 39V38H180ZM229 39V38H228ZM230 39H231V37H230ZM235 39V38H234ZM233 39V40H234ZM246 39V38H245ZM263 39V38H262ZM261 39V40H262ZM10 40V39H9ZM14 40V39H13ZM38 40V39H37ZM39 40H40V38H39ZM105 40V39H104ZM117 40V39H116ZM123 40V39H122ZM164 40V39H163ZM177 40V39H176ZM184 40V39H183ZM251 40V39H250ZM258 40H259V36H258ZM22 41H23V39H22ZM101 41V40H100ZM188 41H189V39H188ZM240 41H241V39H240ZM244 41H246V40H244ZM249 41V40H248ZM247 41V42H248ZM255 42H256V40H254ZM25 42H26V40H25ZM28 42H30V40L28 41ZM102 42H103V40H102ZM106 42V41H105ZM111 42V41H110ZM154 42V41H153ZM157 42H158V40H157ZM170 42V41H169ZM172 42V41H171ZM176 42V41H175ZM179 42V41H178ZM210 42V41H209ZM208 42V43H209ZM220 43H221V41H219ZM219 42H218V44H219ZM229 41L227 40L226 41V43H228ZM246 42V43H247ZM15 42H13V44H14ZM44 43H46V42H44ZM59 43V42H58ZM95 43V42H94ZM99 43H101V42H99ZM106 43H108V42H106ZM134 43H135V41H134ZM141 43H142V41H141ZM160 43V42H159ZM168 43V42H167ZM186 43V42H185ZM230 43V42H229ZM238 43V42H237ZM244 43V42H243ZM242 43V44H243ZM246 43H244L245 45H246ZM16 44V43H15ZM14 44V45H15ZM41 44V43H40ZM120 44H122V43H120ZM164 44H165V42H164ZM169 44V43H168ZM168 44H166V45H168ZM174 44V43H173ZM180 44V43H179ZM211 44V43H210ZM209 44V45H210ZM231 45H233L232 44V42L230 43ZM243 44V45H244ZM250 44V43H249ZM251 44H254V42H252ZM259 44H260V42H259ZM30 45H31V43H30ZM92 45H94V44H91V46ZM106 45V44H105ZM132 45H133V43H132ZM131 45V46H132ZM141 45H144V44H141ZM157 45V44H156ZM231 45H229L228 46V49H229V47H231ZM239 45H240V43H239ZM261 45V44H260ZM263 45V44H262ZM109 46V45H108ZM152 46V45H151ZM161 47H162V45H160ZM168 46H170V44L168 45ZM175 45H173V47H174ZM177 46V45H176ZM180 45H178V47H179ZM187 46H188V44H187ZM207 46V45H206ZM236 46V45H235ZM231 47V49L232 48H238L237 46L236 47ZM242 46V45H241ZM253 46V45H252ZM252 46H250V47H252ZM31 47V46H30ZM41 47V46H40ZM104 47V46H103ZM134 47V46H133ZM144 47V46H143ZM165 47V46H164ZM163 47V48H164ZM181 47V46H180ZM217 47V46H216ZM244 47V46H243ZM254 47V46H253ZM46 48V47H45ZM69 48V47H68ZM100 48V47H99ZM106 48V47H105ZM132 48V47H131ZM175 48V47H174ZM187 48V47H186ZM214 48V47H213ZM248 48V47H247ZM260 48H261V46H260ZM97 49V48H96ZM101 49H103V48H101ZM119 49V48H118ZM117 49V50H118ZM143 49V48H142ZM162 49V48H161ZM167 49V48H166ZM169 49V48H168ZM181 49V48H180ZM210 49V48H209ZM240 49H241V47H240ZM255 49H256V47H255ZM254 49V50H255ZM1 50V49H0ZM5 50V49H4ZM89 50V49H88ZM100 50V49H99ZM110 50V49H109ZM156 50V49H155ZM179 50V49H178ZM183 50V49H182ZM204 50V49H203ZM226 50V49H225ZM230 50V49H229ZM229 50H227V51H229ZM237 50V49H236ZM244 50V49H243ZM242 50V51H243ZM248 50V49H247ZM262 50V49H261ZM31 51H32V49H31ZM93 51V50H92ZM105 51V50H104ZM107 51V50H106ZM123 51V50H122ZM144 51H145V49H144ZM151 51V50H150ZM160 51V50H159ZM184 51V50H183ZM207 51V50H206ZM205 51V52H206ZM241 51V50H240ZM249 51V50H248ZM88 52V51H87ZM184 52H188V51H184ZM225 52V51H224ZM230 52H231V50H230ZM235 52V51H234ZM245 52H246V50H245ZM252 52V51H251ZM114 53H116V52H114ZM146 53V52H145ZM159 54H160V52H158ZM157 53V54H158ZM164 53H165V50H164ZM218 53H219V50H218ZM221 53V52H220ZM220 53H219V56H220ZM227 53H229V52H227ZM236 53V52H235ZM54 54V53H53ZM52 54V55H53ZM122 54V53H121ZM154 54H155V52H154ZM162 54V53H161ZM167 54V53H166ZM170 54V53H169ZM175 54H177L176 53V51H175ZM181 54H182V52H181ZM187 54V53H186ZM185 54V55H186ZM217 54V53H216ZM230 54V53H229ZM240 54V53H239ZM248 54V53H247ZM255 54V53H254ZM254 54H253V56H254ZM263 54V53H262ZM116 55H118L117 53H116ZM151 55V54H150ZM156 55V54H155ZM234 55V54H233ZM232 55V56H233ZM238 55V54H237ZM251 55H252V53H251ZM259 55H260V53H259ZM7 56V55H6ZM18 56V55H17ZM102 56V55H101ZM123 56H124V54H123ZM152 56V55H151ZM206 56V55H205ZM204 56V57H205ZM208 56V55H207ZM218 56V57H219ZM250 56V55H249ZM263 56V55H262ZM31 57V56H30ZM29 57V58H30ZM119 57V56H118ZM122 57V56H121ZM128 57V56H127ZM163 57H165V55H163ZM168 57V56H167ZM181 57H183L182 55H181ZM185 57V56H184ZM216 57H217V55H216ZM217 57V58H218ZM226 57V56H225ZM246 57H248V56H246ZM3 58V57H2ZM154 58V57H153ZM155 58H157L156 56H155ZM155 58H154V60H155ZM159 58V57H158ZM213 58V57H212ZM222 58V57H221ZM257 58V57H256ZM255 58V59H256ZM264 58V57H263ZM37 59V58H36ZM126 59H129V58H126ZM125 59V60H126ZM147 59V58H146ZM195 59V58H194ZM223 59V58H222ZM221 59V60H222ZM233 59V58H232ZM231 59V60H232ZM254 59V60H255ZM3 60V59H2ZM123 61V62H126V61ZM159 60V59H158ZM163 60V59H162ZM161 60V61H162ZM202 60V59H201ZM220 60V59H219ZM218 60V61H219ZM238 60V59H237ZM263 60V59H262ZM43 61V60H42ZM55 61V60H54ZM59 61V62H60ZM153 61V60H152ZM151 61V62H152ZM165 61V60H164ZM173 61V60H172ZM217 61V60H216ZM224 61H225V59H224ZM232 61H236V59L235 60H232ZM245 61V60H244ZM253 61V60H252ZM257 61V60H256ZM259 61V60H258ZM12 62V61H11ZM10 62V63H11ZM53 62V61H52ZM174 62V61H173ZM215 62V61H214ZM247 62H248V58H247ZM6 63V62H5ZM8 63V62H7ZM127 63H129V61L127 62ZM159 63V62H158ZM158 63H156V64H158ZM164 63V62H163ZM166 63V62H165ZM203 63H205V62H203ZM226 63H227V61H226ZM230 63L231 62H229V65H230ZM234 62H232V64H233ZM236 63V62H235ZM242 63H243V61H242ZM263 63V62H262ZM40 64V63H39ZM50 64V63H49ZM61 64H62V62H61ZM87 64V63H86ZM152 64H154V62L152 63ZM155 64V65H156ZM178 64H179V62H178ZM261 64V63H260ZM34 65V64H33ZM41 65V64H40ZM46 65V64H45ZM48 65V64H47ZM56 65V64H55ZM122 65H124V63H122ZM125 65H126V63H125ZM128 65V64H127ZM130 65V64H129ZM154 65V66H155ZM162 65V64H161ZM161 65H159L160 67H161ZM169 65H170V63H169ZM172 65L173 64H171V68H172ZM175 65V64H174ZM173 65V66H174ZM207 65V64H206ZM228 65V64H227ZM228 65V66H229ZM249 65V64H248ZM254 65H256V63L254 64ZM263 65V64H262ZM62 66V65H61ZM85 66V65H84ZM163 66V65H162ZM205 65H203V67H204ZM210 66H216V64L214 65V63H213V65L211 64ZM232 66V65H231ZM236 66H237V64H236ZM243 66H245V65H243ZM260 66V65H259ZM258 66V67H259ZM11 67V66H10ZM33 67V66H32ZM128 67V66H127ZM156 67V66H155ZM158 67V66H157ZM156 67V68H157ZM201 67V66H200ZM203 67H201V68H203ZM249 67H250V65H249ZM248 67V70L250 69ZM257 67V68H258ZM38 68H40L41 69V67L39 66ZM48 67H46V69H47ZM56 68V67H55ZM126 68V67H125ZM162 68H164V67H162ZM162 68H161V70H162ZM168 68V67H167ZM179 68V67H178ZM184 68V67H183ZM233 68H234V66H233ZM43 69V68H42ZM101 69V68H100ZM122 69V68H121ZM129 69V68H128ZM153 69L155 70V68L153 67ZM181 69V68H180ZM180 69L178 70L179 71V75H180ZM212 69V68H211ZM215 69V68H214ZM224 69V68H223ZM223 69H221V70H223ZM235 69H236V67H235ZM242 70H243V68H241ZM32 70H33V68H32ZM63 70V69H62ZM61 70V71H62ZM123 70V69H122ZM124 70H126L127 71V69H124ZM130 70V69H129ZM150 70H151V68H150ZM160 70V69H159ZM159 70H158V72H159ZM188 70H189V68H188ZM202 70V69H201ZM229 70H230V68H229ZM234 70V69H233ZM241 70V71H242ZM246 70H247V68H246ZM247 70V71H248ZM264 69H262V71H263ZM47 71V70H46ZM60 71V72H61ZM67 71V70H66ZM91 71H93L92 69H91ZM125 71V72H126ZM131 71V70H130ZM153 71V70H152ZM163 71V70H162ZM167 71V70H166ZM165 71V72H166ZM169 71V70H168ZM172 71H174L173 69H172ZM183 71V70H182ZM207 71H208V69H207ZM209 71H211L210 69H209ZM215 71V70H214ZM240 71V72H241ZM251 71H252V68H251ZM31 72V71H30ZM47 72H49V71H47ZM58 72V71H57ZM122 72V71H121ZM134 72V71H133ZM200 72V71H199ZM233 73H234V71H232ZM231 72V73H232ZM237 72V71H236ZM243 72V71H242ZM253 72V71H252ZM257 71H255L254 73H256ZM53 73V72H52ZM88 73V72H87ZM92 73V72H91ZM119 73V72H118ZM126 73H128L127 75H129V72H126ZM132 73V72H131ZM149 73V72H148ZM153 73V72H152ZM162 74H164L163 72H161ZM160 72H159V75L161 74ZM187 73H189V72H187ZM208 73H212V72H208ZM215 73V72H214ZM219 73H222V72H219ZM224 73V72H223ZM223 73H222V75H223ZM229 73V72H228ZM232 73V74H233ZM253 73V74H254ZM46 74V73H45ZM63 74V73H62ZM122 74H123V72H122ZM122 74H121V76H122ZM150 74V73H149ZM154 74V73H153ZM167 74V73H166ZM173 74V72H171V70H170V73H169V75L171 76ZM183 74V73H182ZM199 74V73H198ZM201 74V73H200ZM200 74H199V76H200ZM238 74V73H237ZM246 75H247V73H245ZM252 74V75H253ZM262 74V73H261ZM57 75V74H56ZM124 75V74H123ZM147 75V74H146ZM145 75V76H146ZM165 75V74H164ZM215 75V74H214ZM225 76H226V74H224ZM229 75V74H228ZM227 75V76H228ZM251 75V74H250ZM249 75V76H250ZM44 76V75H43ZM46 76H49V75H46ZM51 76V75H50ZM59 76H62V75H60L59 74ZM68 76H69V74H67V72H65L64 73V79H65V81H66V79L68 78ZM97 76V75H96ZM101 76V75H100ZM121 76H118V78L120 77L121 78ZM134 75L132 74V77H133ZM149 76H152L149 80H148V83L147 84H143V86L145 87V88H147L148 90H150L151 89V87H152V85H153V81H154V76L153 75H149ZM176 76H177V74H176ZM221 76V75H220ZM236 76V79H237V76L238 75H235ZM255 77H256V75H254ZM98 77V76H97ZM131 77V78H132ZM168 77V76H167ZM178 77V76H177ZM186 77V76H185ZM194 77V76H193ZM192 77V78H193ZM211 77V76H210ZM223 78H224V76H222ZM231 77L233 78V76L231 75ZM37 78V77H36ZM44 78V77H43ZM50 78H52V77H50ZM55 78V77H54ZM56 78H58V77H56ZM120 78H119V81H120ZM134 78V77H133ZM132 78V79H133ZM137 78V77H136ZM146 78V77H145ZM144 78V79H145ZM160 78H162V77H160ZM164 78V77H163ZM211 78H213V76L211 77ZM222 78V79H223ZM229 78H230V76H229ZM228 77L227 78H224V79H229ZM235 78V77H234ZM242 78H243V75H242ZM241 78V79H242ZM18 79V78H17ZM28 79V78H27ZM58 79H61V78H58ZM111 77H107L106 79H105V82H106V84H110V81H111ZM122 79H124V78H122ZM128 79V81H129V77L127 78ZM167 79H169V78H167ZM166 79V80H167ZM174 79V78H173ZM187 79H188V77H187ZM196 79V78H195ZM205 79V78H204ZM210 79V78H209ZM262 79L264 80V78L262 77ZM44 80V79H43ZM49 80H51V79H49ZM115 80V79H114ZM113 80V81H114ZM118 80V79H117ZM146 80V79H145ZM162 79H160V81H161ZM165 80V79H164ZM170 80H172V79H170ZM177 80V79H176ZM213 80V79H212ZM240 80V79H239ZM260 80V79H259ZM28 81V80H27ZM45 81H46V78H45ZM44 81V82H45ZM136 81V80H135ZM180 81V80H179ZM200 81V80H199ZM198 81V82H199ZM201 81H203L204 82V80H201ZM222 81V80H221ZM224 81V80H223ZM229 81V80H228ZM228 81H227V85H228ZM235 81V80H234ZM258 81V80H257ZM57 81H55V83H56ZM63 82V81H62ZM169 82V81H168ZM193 82H194V79H193ZM196 82V81H195ZM194 82V83H195ZM206 82V81H205ZM208 82H210V80L208 81ZM212 82V81H211ZM232 82V81H231ZM247 82H249V81H247ZM262 82V81H261ZM28 83H29V81H28ZM36 83V82H35ZM54 83V82H53ZM58 83H59V81H58ZM119 83V82H118ZM143 83H145V81L143 82ZM165 83H166V81H165ZM164 83V84H165ZM170 83V82H169ZM168 83V84H169ZM175 83V82H174ZM174 83H173V81H172V84H170V85H174ZM201 83V82H200ZM199 83V84H200ZM232 83H234V82H232ZM239 83H241V81H239ZM258 83V82H257ZM256 83V84H257ZM260 83V82H259ZM69 84V83H68ZM123 83H121V85H122ZM129 84V83H128ZM127 84V85H128ZM130 84H131V81H130ZM139 84V83H138ZM137 84V85H138ZM164 84H162V85H164ZM177 84H179V83H177ZM196 84V83H195ZM207 84V83H206ZM213 84H214V81H213ZM216 84H219L218 83V79H217V83ZM222 84H224V82L222 83ZM236 84V83H235ZM66 85V84H65ZM115 84H113V86H114ZM132 85H134V83L132 84ZM159 85V83L157 84V86ZM204 85H205V83H204ZM226 85V86H227ZM232 85V84H231ZM240 85V84H239ZM246 85V84H245ZM54 86V85H53ZM63 86V85H62ZM125 86H126V84H125ZM156 86V85H155ZM167 86V85H166ZM179 86H182V85H180L179 84ZM210 86V85H209ZM208 86V87H209ZM223 86V85H222ZM230 86V85H229ZM255 86H257V85H255ZM263 86V87H262ZM261 87H262V89L261 88H259V90L261 89V91H260V93H259V97H255L256 98V101H255V103L251 100V103L248 105V109H246L245 108V106H242L239 102H238V104H237V106H235L234 107V110L233 111H228L227 113H224L223 112V118L219 121V122H216L215 123V127H216V129L218 130L217 131V133L216 134H218V135H216L217 136V140H219V142L220 143H218L217 144V146H220V148H221V150L222 151H224V153L222 152V155H223V158L221 159V161H223V162H227L228 164H231L232 162L234 163V175L236 174L237 175V177H236V175H235V177H233V179H231V182H230V184H228L227 183V185L226 186H224V182L222 181V186H224V188H225V190H226V193L224 194V192H225V190H224V188L222 189V187L220 186L221 185V180H222V178L224 177H222L221 175V172H220V174L219 175H217V176H214V172H216V166L218 165L220 168L223 166V164L221 165V163L222 162H216V164L209 170V168H206V169H208L209 171H208V173L206 174V178H204V180L202 181V179H201V181L200 182H196V180H195V182L193 181V179H191L190 177L189 178H182L181 180H180V184H178V187H176L175 186V188L173 189V192H172V198H171V201L174 203V204H176V203H179L183 198H185V196H186V194H187V192H189L188 191V189H189V187L191 186V185H193L192 187H193V189L191 190V193H192V195H191V197L193 196V198L191 199L192 200V204H191V206H189L187 209H186V211L184 210L183 211V213L182 214H180L179 213V211L178 210H176V208H175V206L173 205V204H171V205H169V206H166V207H164V210H162L163 211V215H164V217H163V221H164V223L166 224L162 229H160L161 230V235H160V240L163 242V244H161L162 245V250L163 251H165V257H163V259H162V254H160V249H159V245H160V243H158V246H157V248H158V252H157V254H159V255H157V261H156V264H241L242 262H240V260H237V258L235 259V260H233V263H230V261L228 260V259H225V260H223V261H220V262H214V261H216V260H214V257L216 256V255H218L220 252H224V251H226V249H228V247H230L232 244L234 245V243L236 242V241H238L239 243H241V244H243L244 245V247H247L248 245L250 246V244H244L245 242H248V240L250 239V237H249V234L252 232V230H258V227H260V226H262V227H264V219H262L261 220V218H260V215L264 212V85H262ZM56 87V86H55ZM105 87V86H104ZM115 87V86H114ZM123 87V86H122ZM122 87H117L116 86V88H113L112 87V89H111V91L113 90L114 92H118L120 89H122ZM140 87V86H139ZM163 87V86H162ZM199 87V86H198ZM215 87V86H214ZM238 87V86H237ZM258 87H260V86H258ZM17 88V87H16ZM44 88H45V86H44ZM46 88H47V85H46ZM53 88V87H52ZM108 88V87H107ZM110 88V87H109ZM129 88V87H128ZM130 88H132L131 86H130ZM153 88V87H152ZM159 88V87H158ZM160 88H161V86H160ZM159 88V89H160ZM164 88V87H163ZM163 88H161V90H159L160 92H158V93H153L152 92V94L150 95L151 96V98H149V101H147L146 100V97L144 98V96L143 97H141V96H139L141 99H138V100H140L139 101V104L137 105V106H135V109H134V111H136V112H138L139 114L140 113H142L143 114V118L145 119V123L144 124H142V125H144V126H142L143 127V130L145 131V135L146 136H148L149 138H150V142H152L154 145H151V146H155L159 151H163L164 149H169V150H171V151H173L174 153H178L179 155H180V158H181V152H180V149H183L182 147L180 148L179 147V145L177 146V144L179 143V134H180V132H182V131H180L181 129H180V126H181V124H182V121H181V116L182 115H180L181 114V112H182V114L184 113H186V111H187V108H188V106H187V104L188 103H186V102H183V103H181L180 105H179V103H180V100H178V102H177V105H179V106H177V108H172L171 110L169 109V110H167V104H166V102L165 101H167V100H165V97H164V92H163ZM172 88V87H171ZM196 88V87H195ZM207 88V87H206ZM229 88V87H228ZM232 88H234L233 87V85L231 86V89ZM251 87H249V89H250ZM60 89V88H59ZM62 89V88H61ZM106 89V88H105ZM104 89V90H105ZM168 89V88H167ZM166 89V91H168ZM180 89V88H179ZM178 89V90H179ZM230 89V90H231ZM240 89H242V88H240ZM18 90V89H17ZM31 90V89H30ZM54 90V89H53ZM135 90V89H134ZM146 90V89H145ZM153 90V89H152ZM156 90V89H155ZM164 90H165V88H164ZM170 90V92H171V89H169ZM188 90H189V88H188ZM193 90V89H192ZM195 90V89H194ZM193 90V92H195ZM209 90V89H208ZM236 90V89H235ZM238 90V89H237ZM247 90V89H246ZM255 90H257V89H255ZM50 91V90H49ZM48 91V92H49ZM60 91V90H59ZM101 91H102V89H101ZM124 91H125V89H124ZM131 91H133V89H131ZM204 91V90H203ZM45 92V91H44ZM58 92V91H57ZM126 92V91H125ZM128 92H130L129 90H128ZM136 92H137V90H136ZM141 92H142V89H141ZM140 92V94L142 95V93ZM145 92V91H144ZM169 92V93H170ZM179 92V91H178ZM207 92V91H206ZM206 92H204V93H206ZM211 92H213V91H211ZM210 92V93H211ZM233 93H234V91H232ZM231 92V93H232ZM236 92V91H235ZM244 92V91H243ZM256 92V91H255ZM28 93V92H27ZM30 93V92H29ZM38 93V92H37ZM53 93V92H52ZM62 93V92H61ZM104 93V92H103ZM103 93H97V92H94V93H92V96H91V98L89 99V104H90V106L91 105H96L97 103H95L96 102V99L97 98H99ZM110 93V92H109ZM119 93H120V91H119ZM124 93V92H123ZM133 94H134V92H132ZM167 93V92H166ZM165 93V95H167ZM168 93V94H169ZM203 93V92H202ZM208 93H209V91H208ZM225 93H226V91H225ZM225 93H224V95H225ZM230 93V94H231ZM14 94V93H13ZM39 94H40V92H39ZM48 94V93H47ZM116 94V93H115ZM125 94V93H124ZM124 94H119L120 96H124L125 97V95ZM132 94V95H133ZM145 94V93H144ZM170 94H172V93H170ZM190 94H191V92H190ZM193 94V93H192ZM213 94V93H212ZM249 94H250V92H249ZM255 94H257V92L255 93ZM51 95V94H50ZM112 95V94H111ZM117 95H118V93H117ZM119 95H118V97H119ZM147 95V94H146ZM178 95V94H177ZM189 95V94H188ZM197 95H198V93H197ZM215 97H216V99H217V94L215 95V94H213ZM223 95V96H224ZM232 95V94H231ZM235 95H236V93H235ZM30 96V95H29ZM107 96H109V95H107ZM134 96H136V95H134ZM133 96V97H134ZM169 96V95H168ZM190 96V98H191V95H189ZM188 96V97H189ZM194 96V95H193ZM198 96H200V95H198ZM230 96V95H229ZM228 96V97H229ZM247 96L249 97V95L247 94ZM258 96V95H257ZM43 97H45V95L43 96ZM110 97V96H109ZM113 97V96H112ZM128 97V96H127ZM132 97V96H131ZM132 97V98H133ZM197 97V96H196ZM234 97V96H233ZM236 97V96H235ZM247 97V98H248ZM252 97V96H251ZM2 98V97H1ZM51 98V97H50ZM54 98H56L57 99V97H54ZM104 98V97H103ZM120 98H122V99H124L123 97H120ZM169 98V97H168ZM167 97H166V99H168ZM171 98V97H170ZM199 98V97H198ZM204 98V97H203ZM206 98H208L207 96H206ZM210 98H211V95H210ZM237 98V97H236ZM38 99V98H37ZM44 99V98H43ZM52 99V98H51ZM127 98H125V100H126ZM173 99H175V98H173ZM177 99V98H176ZM194 99V98H193ZM215 99V100H216ZM225 99V98H224ZM232 99V101H234L233 100V98H231ZM2 100V99H1ZM40 100V99H39ZM50 100V99H49ZM88 100V99H87ZM113 100V99H112ZM131 100V99H130ZM171 100H172V98H171ZM196 100H197V98H196ZM206 100V99H205ZM207 100H209V99H207ZM221 100H223L222 98H221ZM230 100V99H229ZM38 101V100H37ZM41 101V100H40ZM116 101V100H115ZM118 101V100H117ZM124 101V100H123ZM168 101H169V99H168ZM262 101V102H261ZM3 102V101H2ZM43 102V101H42ZM41 102V103H42ZM51 101H49V103H50ZM53 102V101H52ZM70 102V101H69ZM107 102V101H106ZM113 103H114V101H112ZM127 102V101H126ZM132 102V101H131ZM187 102H189L188 100H187ZM191 102V101H190ZM194 102V101H193ZM192 102V103H193ZM197 102H199V101H197ZM202 102L204 103V99L202 100ZM219 102H220V100H219ZM0 103H1V101H0ZM27 103V102H26ZM39 103V102H38ZM41 103H40V105H41ZM47 103H48V101H47ZM68 103V102H67ZM104 103V102H103ZM130 103V102H129ZM126 104V107H131L130 106V104ZM206 103H207V101H206ZM218 103V102H217ZM221 103V102H220ZM18 104V103H17ZM28 104V103H27ZM31 104H33L32 103V101H31ZM44 104V103H43ZM42 104V105H43ZM46 104V103H45ZM54 104V103H53ZM101 104H102V101H101ZM114 104H116V103H114ZM118 104V106H117V108H116V110H114L115 112L112 114L113 116L111 117V119H109V118H105V122L108 124V122H110V124H108L109 125V127H107V128H105V126L103 127V128H105V131L100 127V126H98V127H100L103 131L101 132V133H99L98 135H97V137L99 136V138H97L96 137V142H97V144L102 140V139H109V138H111V136L113 135V137H115L114 136V130H116V129H119V131L121 132V130H120V124H122V122L118 125L117 124V122H116V124H115V122H114V120H117V118L119 117V115H121L122 116V112L124 113V111H122V110H126L127 108L125 107V108H123L124 106H123V102L121 103H117ZM198 104V103H197ZM208 104V103H207ZM211 104V103H210ZM213 104V103H212ZM211 104V105H212ZM232 104V103H231ZM6 105V104H5ZM4 105V106H5ZM7 105H8V103H7ZM34 105V104H33ZM81 105H82V103H81ZM99 105V104H98ZM132 105V104H131ZM133 105H135V103L133 104ZM199 105V104H198ZM205 105V104H204ZM218 105V104H217ZM216 105V106H217ZM223 105H225V104H223ZM17 106V105H16ZM48 106H50V104H48ZM47 106V107H48ZM70 106H72V105H70ZM69 106V107H70ZM97 106V105H96ZM170 106V105H169ZM192 105H190V107H191ZM200 106V105H199ZM198 106V107H199ZM207 105H205V107H206ZM230 106V105H229ZM19 107V106H18ZM36 107V106H35ZM43 107H45V105L43 106ZM95 107V106H94ZM100 107H101V105H100ZM100 107H99V109H100ZM102 107H104V105L102 104ZM101 107V108H102ZM111 107V106H110ZM116 107V106H115ZM193 107V106H192ZM6 107H4L3 108V110L5 109ZM20 108V107H19ZM22 108V107H21ZM28 108V107H27ZM27 108H26V111H27ZM34 108V107H33ZM50 108V107H49ZM72 108V107H71ZM96 108V107H95ZM94 108V109H95ZM105 108V107H104ZM104 108H103V110H104ZM169 108V107H168ZM211 108V107H210ZM209 108V109H210ZM7 109H8V107H7ZM14 109H16L15 107H14ZM37 109V108H36ZM41 109H44V108H41ZM40 109V110H41ZM46 109V108H45ZM52 109H53V107H52ZM112 109H113V106H112ZM183 109V110H182ZM203 109H205V108H203ZM220 109H221V107H220ZM18 110V109H17ZM29 110H31V108L29 109ZM48 110V109H47ZM46 110V111H47ZM51 110V109H50ZM62 110V109H61ZM88 110V109H87ZM89 110H91V108L89 109ZM106 110V109H105ZM110 110V109H109ZM108 110V111H109ZM194 110V109H193ZM208 110V109H207ZM219 110V109H218ZM11 111V110H10ZM19 111H21V110H18V112ZM45 111V110H44ZM46 111L44 112V114L43 115H45L46 114ZM52 111V110H51ZM92 111H93V108H92ZM92 111H90V114H91V112ZM113 111V110H112ZM122 111V112H121ZM130 111H132V112H134L133 110H130ZM198 111V110H197ZM206 111V110H205ZM224 111H226V110H224ZM252 112V113H254V114H251L250 116L249 115H246V114H243V115H241V112ZM15 112V111H14ZM22 112V111H21ZM21 112H19L20 114H22ZM27 112H29V111H27ZM31 112H32V110H31ZM40 112V111H39ZM58 112V111H57ZM72 112V111H71ZM131 112V113H132ZM207 112V111H206ZM215 112V111H214ZM3 113H9V111L8 112H4L3 111ZM3 113H1V114H3ZM17 113V112H16ZM26 113V112H25ZM37 113V112H36ZM36 113H34V114H36ZM42 113V112H41ZM40 113V114H41ZM50 113V112H49ZM53 113V112H52ZM61 113V112H60ZM67 113V112H66ZM85 113V112H84ZM83 112H82V114H84ZM126 113V112H125ZM0 114V115H1ZM31 114V113H30ZM29 114V115H30ZM32 114H33V112H32ZM58 114V113H57ZM72 114V113H71ZM110 114V113H109ZM183 114V115H184ZM187 114V113H186ZM207 114V113H206ZM218 114V113H217ZM5 115V114H4ZM7 116H9L8 114H6ZM15 115V114H14ZM37 115V114H36ZM42 115V116H43ZM92 115V114H91ZM99 115H100V113H99ZM128 115V114H127ZM216 115V114H215ZM246 115V116H245ZM11 116V115H10ZM9 116V117H10ZM23 115H21V118H23L22 117ZM31 116V115H30ZM54 116H55V114H54ZM78 116H80V114L78 115ZM97 116V115H96ZM102 116H103V113H102ZM109 116V115H108ZM135 116V115H134ZM133 116V117H134ZM187 116V115H186ZM186 116H184V117H186ZM190 116V115H189ZM212 116H214V115H212ZM35 117H39L38 115L37 116H35ZM47 117H51V115L50 116H47ZM60 117V116H59ZM71 117V116H70ZM75 117V116H74ZM84 117V116H83ZM100 117V116H99ZM110 117V116H109ZM124 117H125V114H124ZM132 117V116H131ZM15 119H17L16 117H14ZM19 118V117H18ZM24 118H25V115H24ZM23 118V119H24ZM36 118V119H37ZM56 118V117H55ZM61 118V117H60ZM80 118V117H79ZM103 118H104V116H103ZM120 118V117H119ZM123 118V117H122ZM121 118V119H122ZM127 118V117H126ZM135 118V117H134ZM133 118V119H134ZM136 118H138V117H136ZM195 118V117H194ZM1 119H3V118H1ZM22 119V120H23ZM27 119V118H26ZM41 119H42V117H41ZM72 120L74 119V118H71ZM84 119V118H83ZM98 119V118H97ZM121 119H119V120H121ZM186 119H187V117H186ZM19 120H21V119H19ZM18 120V121H19ZM49 120V119H48ZM59 120V119H58ZM128 120V119H127ZM131 120H132V118H131ZM190 120V119H189ZM214 120V119H213ZM1 121H3V120H1ZM7 121H8V119H7ZM26 121H28V120H26ZM33 121H35L36 122V120H33ZM42 122H43V120H41ZM40 121V122H41ZM50 121V120H49ZM49 121H47V122H49ZM71 121V120H70ZM97 121V120H96ZM123 121H124V119H123ZM193 121V120H192ZM198 121V120H197ZM22 122V121H21ZM39 122V121H38ZM101 122V121H100ZM104 122V121H103ZM131 122L132 121H130V124H131ZM207 122V121H206ZM22 123H24V122H22ZM26 123V122H25ZM61 123V122H60ZM204 123V122H203ZM38 124V123H37ZM70 124H71V122H70ZM103 124H105V123H103ZM130 124H128V125H130ZM135 124V123H134ZM139 123H137V125H138ZM192 124H194V123H192ZM208 124V123H207ZM20 125H22V124H20ZM40 125V124H39ZM38 125V126H39ZM52 125V124H51ZM72 125H73V123H72ZM96 125H98V123L96 124ZM185 125V124H184ZM188 125V124H187ZM18 126H19V124H18ZM71 125H69L68 126V132H69V127H70ZM94 126H95V124H94ZM127 126V125H126ZM132 126V125H131ZM134 126V125H133ZM136 126V125H135ZM205 126H208V125H205ZM20 127V126H19ZM27 127V126H26ZM31 127V126H30ZM59 127H61L60 125H59ZM128 127H130V126H128ZM127 127V128H128ZM137 127V126H136ZM184 127H186V126H184ZM189 127V126H188ZM191 127V126H190ZM197 127L198 126H196V128L195 129H197ZM210 127V126H209ZM209 127L207 128V129H209ZM74 128L75 127H73V130H74ZM99 128V129H100ZM114 128H116V129H114ZM122 128V127H121ZM132 128V127H131ZM19 129V128H18ZM26 129V128H25ZM51 129H52V127H51ZM98 129V128H97ZM97 129H96V131L95 132H98L97 131ZM134 129H135V127H134ZM138 129V128H137ZM187 130H188V128H186ZM200 129H201V127H200ZM36 130H37V128H36ZM53 130V129H52ZM57 130V129H56ZM87 130V129H86ZM94 130H95V128H94ZM93 130V131H94ZM140 130H141V128H140ZM184 131H185V129H183ZM193 130V129H192ZM198 130V129H197ZM202 130H203V128H202ZM20 131V130H19ZM35 131V130H34ZM85 131V130H84ZM89 131V130H88ZM112 131L114 132L113 134H112ZM135 131V130H134ZM191 131V130H190ZM201 131V130H200ZM21 132V131H20ZM33 132V131H32ZM91 132V131H90ZM99 132H100V130H99ZM118 132V131H117ZM124 132V130L122 131V133ZM126 132H127V130H126ZM133 132V131H132ZM193 132V131H192ZM205 132V131H204ZM43 133V132H42ZM56 133V131L54 132V134ZM89 133V132H88ZM125 133V132H124ZM138 133V132H137ZM137 133H136V135H137ZM140 133V132H139ZM185 133H187V132H185ZM30 134V133H29ZM35 134V133H34ZM36 134H37V132H36ZM39 134V133H38ZM92 134V133H91ZM117 134V133H116ZM115 134V135H116ZM126 134H128V132L126 133ZM133 134H135V132L133 133ZM133 134H131L132 136H133ZM198 134H200V132L198 133ZM197 134V135H198ZM22 135H23V133H22ZM22 135H20V136H22ZM42 135V134H41ZM46 135V134H45ZM81 135V134H80ZM84 135V134H83ZM86 135V134H85ZM93 135V134H92ZM94 135H96L95 133H94ZM117 135H119V134H117ZM116 135V136H117ZM129 135H130V133H129ZM136 135H134V136H136ZM205 135V133H203V136ZM5 136V135H4ZM20 136H19V138H20ZM26 136H28V135H26ZM35 137L37 136V135H34ZM47 136H49V135H47ZM67 136H69V135H67ZM66 136V137H67ZM71 136V135H70ZM87 136V135H86ZM85 136V137H86ZM88 136H89V134H88ZM123 137L125 136V134L124 135H122ZM128 136V135H127ZM141 136V135H140ZM181 136H183V135H181ZM195 136V135H194ZM199 136H202V133H201V135H199ZM35 137H33L35 140H37ZM65 137V138H66ZM81 137V136H80ZM85 137H83V138H85ZM91 137V136H90ZM119 137V136H118ZM117 137V138H118ZM126 137V136H125ZM130 137V136H129ZM147 137V138H148ZM6 138V137H5ZM4 138V139H5ZM27 138H29L30 139V137H27ZM33 138H32V140H33ZM42 138H43V135H42ZM47 138V137H46ZM51 138V140H52V137H50ZM82 138V139H83ZM89 138V137H88ZM116 138V139H117ZM121 138V137H120ZM133 138V137H132ZM135 138H137V137H135ZM139 138V137H138ZM182 138V137H181ZM201 138V137H200ZM199 138V139H200ZM21 139V138H20ZM23 139V138H22ZM45 139V138H44ZM59 139V138H58ZM57 139V140H58ZM60 139H62V137H60ZM64 139V138H63ZM81 139V138H80ZM81 139V140H82ZM91 139V138H90ZM95 139V138H94ZM126 139V138H125ZM129 139H131V138H129ZM198 139V140H199ZM203 139H204V137H203ZM209 139H211V138H209ZM215 139V138H214ZM35 140H33V141H35ZM76 140H77V138H76ZM120 140V139H119ZM127 140H128V138H127ZM134 140V139H133ZM146 140H148L149 141V139H146ZM145 140V141H146ZM188 140V139H187ZM192 140V139H191ZM202 140V139H201ZM212 140V139H211ZM210 140V144H216L217 142H215V140H213V141H211ZM1 141H2V139H1ZM21 141V140H20ZM19 141V142H20ZM25 141V140H24ZM28 141H30V140H28ZM42 141H43V139H42ZM41 141V142H42ZM54 141V140H53ZM61 141V140H60ZM87 141V140H86ZM89 141V140H88ZM109 141V140H108ZM107 141V142H108ZM111 142H113L114 141V139H112V140H110ZM121 141V140H120ZM129 141V140H128ZM139 141H140V139H139ZM142 141V140H141ZM147 141V142H148ZM183 141V140H182ZM181 141V142H182ZM190 141V140H189ZM188 141V142H189ZM208 141V140H207ZM22 142V141H21ZM20 142V143H21ZM26 142V141H25ZM45 142H47V141H45ZM45 142H43V143H45ZM72 142V141H71ZM76 142V141H75ZM117 142V141H116ZM116 142H115V144H116ZM127 142V141H126ZM144 142V141H143ZM150 142H148V143H150ZM184 142V144H185V141H183ZM198 142V141H197ZM16 143H18V142H16ZM59 143V142H58ZM69 143V142H68ZM68 143H66V145L68 144ZM73 143V142H72ZM86 143V142H85ZM89 142H87V144H88ZM92 143V142H91ZM101 143V142H100ZM100 143L98 144L99 146H100ZM118 143V142H117ZM123 144H124V142H122ZM134 143H136V142H134ZM2 144H3V142H2ZM24 144V143H23ZM38 144H39V142H38ZM37 144V145H38ZM41 144V143H40ZM103 144V143H102ZM126 144V143H125ZM132 144V143H131ZM139 144H140V142H139ZM142 144V143H141ZM140 144V146H142ZM183 144V145H184ZM197 144H199V142L197 143ZM197 144H196V146H197ZM202 144V143H201ZM209 144V145H210ZM222 144V145H221ZM17 145V144H16ZM108 145L110 146L111 144H109V142H108ZM113 145V144H112ZM144 145V144H143ZM36 146V145H35ZM34 146V147H35ZM81 146H82V144H81ZM88 146H91V144L89 145L88 144ZM121 146H123V145H121ZM140 146H139V148H140ZM182 146V145H181ZM196 146H195V148H196ZM201 146V145H200ZM212 146V145H211ZM70 147V146H69ZM101 147V146H100ZM144 147V146H143ZM146 147H147V145H146ZM198 147V146H197ZM206 147H207V145H206ZM29 148H31V146L29 147ZM28 148V149H29ZM36 148H37V146H36ZM43 148V147H42ZM89 148V147H88ZM87 148V149H88ZM98 148V147H97ZM126 148H128V147H126ZM145 148V147H144ZM194 148V149H195ZM199 148V147H198ZM211 148V147H210ZM209 148V149H210ZM213 148H214V146H213ZM212 148V149H213ZM216 149L217 148H219V147H215ZM213 149V151L215 150L216 151V149ZM35 149V148H34ZM40 149V148H39ZM86 149V148H85ZM92 149H93V147H92ZM106 149V148H105ZM107 149H108V147H107ZM121 149V148H120ZM132 149V148H131ZM142 149V148H141ZM197 149V148H196ZM90 151H91V147H90V149H89ZM88 150V151H89ZM139 150V149H138ZM144 150V149H143ZM148 150V149H147ZM154 150V149H153ZM207 150V149H206ZM205 150V152H207ZM45 151V150H44ZM185 151V150H184ZM183 151V152H184ZM211 151V150H210ZM213 151H211V154H212V152ZM214 151V152H215ZM34 152H35V150H34ZM94 152V151H93ZM103 152H104V150H103ZM103 152L102 153H98V154H96V156H97V158H96V160H109V159H111V156L108 154V153H105V154H103ZM123 152V151H122ZM142 152H144V151H142ZM203 152V151H202ZM213 152V153H214ZM36 153H37V151H36ZM36 153H34V154H36ZM43 153V152H42ZM151 153H153V152H151ZM150 153V154H151ZM155 153V152H154ZM153 153V154H154ZM181 153V154H180ZM201 153V152H200ZM5 154V153H4ZM3 154V155H4ZM32 154V153H31ZM34 154H32V155H34ZM44 154V153H43ZM168 154V153H167ZM170 154V153H169ZM204 154V153H203ZM122 155H124V154H122ZM206 155V154H205ZM209 155H210V153H209ZM214 155V154H213ZM217 155V154H216ZM215 155V156H216ZM221 155V156H222ZM233 155H234V157H233ZM95 156V155H94ZM120 156V155H119ZM129 156V155H128ZM148 156V155H147ZM88 157H89V155H88ZM145 157H146V155H145ZM154 157H155V155H154ZM195 157H197V156H195ZM218 157V156H217ZM119 158V157H118ZM121 158H123V157H121ZM178 158V157H177ZM202 158H203V156H202ZM211 158V157H210ZM209 158V159H210ZM212 158H214V157H212ZM220 158V157H219ZM21 159V158H20ZM128 159H130L129 157H128ZM142 159V158H141ZM155 159V158H154ZM204 159V158H203ZM215 159V158H214ZM31 160H32V158H31ZM137 160V159H136ZM143 160V159H142ZM124 161V160H123ZM133 161V160H132ZM139 161H140V158H139ZM157 161V160H156ZM174 161V160H173ZM199 161V160H198ZM197 161V162H198ZM204 161V160H203ZM213 161H215V160H213ZM212 161V162H213ZM216 161H217V159H216ZM88 162H92V161H90V160H88ZM127 162H128V160H127ZM126 162V163H127ZM144 162V161H143ZM153 162H155V161H153ZM159 162V161H158ZM196 162V161H195ZM200 162V161H199ZM206 162V161H205ZM120 163V162H119ZM131 162H129V164H130ZM139 163V162H138ZM141 164H142V162H140ZM150 163H151V160H150ZM179 163H180V161H179ZM214 163V162H213ZM212 163V164H213ZM219 163V164H218ZM122 164V163H121ZM132 164H134V163H132ZM147 164V162L145 163V165ZM152 164V163H151ZM154 164H156V162L154 163ZM175 164V163H174ZM173 164V165H174ZM195 164V163H194ZM198 164V163H197ZM115 165H117L118 166V164L115 162ZM120 165V164H119ZM172 165V166H173ZM225 165H227V164H225ZM4 166V165H3ZM82 166V165H81ZM85 166V165H84ZM99 166V165H98ZM114 166V165H113ZM122 166V165H121ZM156 166V165H155ZM171 166V167H172ZM210 166V165H209ZM231 166V165H230ZM89 167V166H88ZM107 166H105V169H107L108 171H109V167L108 168H106ZM115 167V166H114ZM133 167H134V165H133ZM143 167V166H142ZM159 167V166H158ZM207 167V166H206ZM69 168V167H68ZM84 168V167H83ZM90 168H91V166H90ZM89 168V169H90ZM102 168V167H101ZM116 169H117V167H115ZM120 168V167H119ZM227 168V167H226ZM8 169H10V167L9 166H4L3 167V172H2V174H1V176H3V175H6L7 174V172H8ZM75 169V168H74ZM88 169V170H89ZM104 169V170H105ZM114 169V168H113ZM148 169V168H147ZM24 170H33L32 168H22V167H20V168H18V169H15L14 171L16 172V174H19V172H21V171H24ZM91 170V169H90ZM89 170V171H90ZM103 170V169H102ZM221 170H223L224 171V168H221ZM72 171H74V170H72ZM115 171V170H114ZM114 171H113V173H114ZM117 171V170H116ZM115 171V172H116ZM121 171V170H120ZM135 171V170H134ZM176 171H177V169H176ZM195 171V170H194ZM76 172V171H75ZM74 172V173H75ZM78 172H80L79 170H78ZM105 172H106V170H105ZM126 172H127V170H126ZM142 172H143V170H142ZM224 172H227V169H226V171H224ZM232 172V171H231ZM80 173H83V172H80ZM100 173V175H101V172H99ZM134 173V172H133ZM136 173V172H135ZM145 173V172H144ZM147 173H149V172H147ZM153 173V172H152ZM151 173V174H152ZM160 173V172H159ZM229 173V172H228ZM227 173V174H228ZM88 174V173H87ZM115 174V173H114ZM121 174V173H120ZM141 174H143V173H141ZM154 174V173H153ZM204 174V173H203ZM225 174V173H224ZM230 174V173H229ZM71 175V174H70ZM74 175V174H73ZM76 175V174H75ZM79 175V174H78ZM96 175V174H95ZM94 175V177H96ZM100 175H99V177H100ZM136 175H137V173H136ZM135 175V176H136ZM149 175V174H148ZM175 175V174H174ZM190 175V174H189ZM72 176V175H71ZM132 176H133V174H132ZM142 176V175H141ZM169 176H172V174H170ZM205 176V175H204ZM231 176V175H230ZM37 177V176H36ZM113 177V176H112ZM117 177V176H116ZM120 177V176H119ZM188 177V176H187ZM203 177V176H202ZM232 177V176H231ZM12 178V177H11ZM45 178V177H44ZM64 178V177H63ZM62 178V179H63ZM76 178H77V175H76ZM108 178V177H107ZM128 178V177H127ZM170 178V177H169ZM177 178H178V176H177ZM196 178V177H195ZM200 178V177H199ZM225 178H227V175L225 174ZM225 178L223 179V180H225ZM230 178V177H229ZM54 179V178H53ZM57 179V178H56ZM58 179H59V177H58ZM73 179V178H72ZM78 179V178H77ZM83 179V178H82ZM114 179H115V177H114ZM113 179V180H114ZM2 180V177H0V181ZM73 180H75V179H73ZM88 180V179H87ZM169 180V179H168ZM177 180V179H176ZM20 181V180H19ZM34 181V180H33ZM81 181V180H80ZM82 181H84V180H82ZM94 181V180H93ZM153 181V180H152ZM160 181V180H159ZM178 181V180H177ZM226 181V180H225ZM31 182V181H30ZM40 182H42V181H40ZM55 182V181H54ZM53 182V183H54ZM57 182V181H56ZM55 182V183H56ZM60 182V181H59ZM73 182V181H72ZM77 182H78V180H77ZM99 182H100V180H99ZM106 182H107V179H106ZM138 182V181H137ZM18 183V182H17ZM35 183V182H34ZM47 183V182H46ZM75 183V182H74ZM87 183V182H86ZM85 183V184H86ZM120 183V182H119ZM135 183V182H134ZM167 183H168V181H167ZM166 183V184H167ZM29 184V183H28ZM31 184V183H30ZM36 184V183H35ZM76 184V183H75ZM80 184V183H79ZM78 184V185H79ZM84 184V185H85ZM106 184H108V183H106ZM121 184V183H120ZM119 184V185H120ZM169 184V183H168ZM173 184H174V182H173ZM177 184V183H176ZM2 185V184H1ZM25 185V184H24ZM43 185V184H42ZM51 185V184H50ZM57 185H58V182H57ZM125 185V184H124ZM154 185V184H153ZM18 186V185H17ZM17 186H16V188H17ZM28 186V185H27ZM29 186H31V185H29ZM28 186V187H29ZM55 186H56V184L54 185V189H56L55 188ZM59 186V185H58ZM104 186V185H103ZM138 186H139V184H138ZM170 186V185H169ZM10 187V186H9ZM48 187V186H47ZM110 187H111V185H110ZM109 187V188H110ZM115 187V186H114ZM135 187V186H134ZM173 187V186H172ZM5 188H8V187H5ZM5 188H3L2 187V191H0V237H2V238H7V237H9L8 235H7V228H5V227H3L2 225L7 221V216H6V214H2V212H6L8 209H9V207H8V204L10 205V203L11 202H8V200H7V198H8V196H9V194H10V191L9 190H3V189H5ZM24 188V187H23ZM42 188V187H41ZM85 188V187H84ZM83 188V189H84ZM105 188V187H104ZM125 188V187H124ZM15 189V188H14ZM139 189V188H138ZM161 189H162V187H161ZM165 189V188H164ZM163 189V191L164 192H167L166 191V189L164 190ZM190 189H191V187H190ZM189 189V190H190ZM223 190V193H222V190ZM20 191L22 190V189H19ZM49 190H50V188H49ZM49 190L47 191V192H49ZM53 190V189H52ZM58 190V189H57ZM60 194H59V200L62 202L61 203V206H63L64 205V203H65V206H66V211H68V212H72V216H71V220H72V222L74 221V223L73 224H75V226L77 227V228H73V226L71 227V232H70V235H67L66 236V238L69 240V245H70V242L72 243L73 242V239H74V241L75 242H77V245H75V246H78L80 249H74V246H73V248L71 247L70 249H69V247H68V251H67V253L65 254V255H67V259L68 260H71L72 262L74 261V262H76V264H85L84 262H85V259H87V257H89V259H91V261H89V262H93V264H105V259H106V256H105V249H106V247L104 246V243L103 242H105V241H103V237H104V234H101V233H105L106 232V230H105V232H103V231H101L100 230V228L101 227H98V224H97V227H96V233H97V231H98V233L96 234V233H94V235L93 236H88V232H84L85 233V235L86 236H84L83 238L81 237V235H80V231L78 230L79 228V226H80V224H79V226L77 225V222H80L81 223V220H80V217H79V214L77 213V209H78V204H77V202L76 201H74V200H76V198H74L75 196H76V193H75V188L74 187H69V186H66V191H65V187H64V184H63V181L62 182H60ZM100 190H101V187H100ZM109 190V189H108ZM113 190V192H114V190L115 189H112ZM119 190H123V189H117V191H119ZM125 190H126V188H125ZM129 189H127V191H128ZM35 191V190H34ZM54 191V190H53ZM79 191H80V189H79ZM82 191V190H81ZM81 191H80V193H81ZM85 191H86V188H85ZM92 191V190H91ZM103 191H105L104 189H103ZM116 191V190H115ZM126 191V192H127ZM137 191V190H136ZM84 192V191H83ZM99 192V191H98ZM112 192V191H111ZM138 192V191H137ZM136 192V193H137ZM150 192V191H149ZM155 192V191H154ZM168 192H170V191H168ZM20 193V192H19ZM54 193H56V192H54ZM59 193V192H58ZM88 193V192H87ZM87 193L85 194L86 195V198L88 199V197H87ZM109 193V192H108ZM118 193V192H117ZM148 193V192H147ZM153 193V192H152ZM160 193V192H159ZM163 193V192H162ZM31 194V193H30ZM29 194V195H30ZM53 193L50 191L49 193H46L45 192V194L44 195H42V198H41V196L40 197H37L38 196V194H36V195H34L36 198H35V200H34V202H31V204H32V209H33V211L31 212V213H33V214H35V218L37 219V218H40L39 219V221H38V223H36L35 225H33V226H31L29 229H28V231L27 232H25L24 230V232H18V231H15V232H13V235L11 236V238H17V237H19V238H22V244H24L25 246H28V248H29V250H31V251H29V252H33L34 253V256H35V262L37 263V264H49L48 262H50L49 260L51 259V257L55 254V250L54 249H52V247H51V249L49 248V249H45L44 247H43V243H42V241H40V238H39V235H38V232L39 231H41V230H43V229H45L46 227H47V225H46V221H44V220H46V218H52L53 216H54V208H55V198H56V196L54 197L53 195H52ZM114 194V193H113ZM112 194V195H113ZM123 194V193H122ZM129 194V193H128ZM139 194V193H138ZM150 194V193H149ZM224 194V195H223ZM84 195V196H85ZM103 195V193L101 194V196ZM121 195V194H120ZM119 195V196H120ZM156 195V194H155ZM155 195H154V197H155ZM163 195H165V194H163ZM12 196V195H11ZM14 196V195H13ZM115 196H116V193H115ZM118 196V197H119ZM125 196V195H124ZM158 196H159V194H158ZM168 196V195H167ZM220 196H222L221 198H220ZM10 197V196H9ZM82 197V196H81ZM80 197V198H81ZM91 197H92V195H91ZM117 197V198H118ZM133 197V196H132ZM140 197H141V195H140ZM139 196H138V199L140 198ZM151 197V196H150ZM149 197V198H150ZM153 197V196H152ZM157 197V196H156ZM155 197V198H156ZM163 197H165V196H163ZM170 197V196H169ZM116 197H115V200L117 199ZM166 198V197H165ZM12 199V198H11ZM78 199V198H77ZM87 199L85 200V201H87ZM121 198H119L118 200H120ZM124 199V198H123ZM57 200V199H56ZM115 200H113V201H115ZM132 200H134V198L132 199ZM145 200V199H144ZM147 200H149V199H147ZM160 200V199H159ZM256 200H259V203H257V201ZM84 201V202H85ZM117 201V200H116ZM124 201V200H123ZM136 201V200H135ZM168 201V200H167ZM88 202V201H87ZM95 202V201H94ZM122 202V201H121ZM120 202V203H121ZM139 202V201H138ZM147 201H145V203H146ZM151 202V201H150ZM160 202V201H159ZM165 202V201H164ZM256 202V203H255ZM57 203H59V202H57ZM96 203V202H95ZM136 203V202H135ZM140 203V202H139ZM88 204V203H87ZM92 204V206H93V203H91ZM108 204V203H107ZM141 204V203H140ZM144 204V203H143ZM152 204V203H151ZM163 204H166V203H163ZM82 205V204H81ZM85 205V204H84ZM118 205V204H117ZM136 205V204H135ZM138 205V204H137ZM148 205V208H149V205H150V203L149 204H147ZM188 205H189V203H188ZM89 206V205H88ZM103 206H104V204H103ZM115 206V205H114ZM120 206V205H119ZM126 206H127V204H126ZM163 206V205H162ZM80 207V206H79ZM113 207V206H112ZM122 207V206H121ZM144 207V206H143ZM187 207V205L185 206V208ZM84 208H85V206H84ZM88 208H90V207H88ZM152 208V207H151ZM161 208H163V207H161ZM59 209H60V207H59ZM85 209H87V208H85ZM91 209V208H90ZM95 209H96V207H95ZM118 209V208H117ZM120 209V208H119ZM132 209H134L133 207H132ZM138 209V208H137ZM144 209V208H143ZM145 209H146V206H145ZM150 209V208H149ZM62 210V209H61ZM88 210V209H87ZM126 210V209H125ZM128 210H130L129 209V207H128ZM127 210V211H128ZM136 210V209H135ZM148 210V209H147ZM118 211V210H117ZM142 211V210H141ZM59 212V211H58ZM88 212L90 213V211L88 210ZM120 212V211H119ZM145 212H147V211H145ZM8 213V212H7ZM83 213V212H82ZM87 213V212H86ZM94 213V212H93ZM123 213V212H122ZM125 213V212H124ZM127 213V212H126ZM71 214V213H70ZM142 214H143V212H142ZM147 214V213H146ZM149 214V213H148ZM154 214H155V212H154ZM161 214H162V212H161ZM195 214H198L196 217H195ZM97 215H98V213H97ZM108 215V214H107ZM106 215V216H107ZM123 215V214H122ZM156 215H157V213H156ZM185 215H187L188 216V219L190 220L189 222L191 223H189L188 224V226H185L184 224H182V218H183V216H185ZM11 216V215H10ZM43 216H45V218H44V220H41V218L43 217ZM63 216V215H62ZM86 216V215H85ZM149 216V215H148ZM55 217L57 218V215H55ZM59 217V216H58ZM88 217V216H87ZM97 217V216H96ZM115 217V216H114ZM117 217H118V215H117ZM134 217V216H133ZM147 217V216H146ZM146 217H144L145 219H146ZM61 218V217H60ZM104 218V217H103ZM103 218L101 219L102 221H103ZM108 218H109V215H108ZM160 218V217H159ZM29 219V218H28ZM63 219H64V217H63ZM88 219H89V217H88ZM88 219H86V220H88ZM113 219V218H112ZM117 219V218H116ZM115 219V220H116ZM119 219V218H118ZM121 219V218H120ZM119 219V220H120ZM125 219V218H124ZM132 219V218H131ZM141 219V218H140ZM94 220V219H93ZM97 220V219H96ZM96 220H95V222H96ZM118 220V221H119ZM133 220V219H132ZM172 220H175L176 221V225H177V227L174 229V230H171L172 228L170 227L171 225H170V223L172 222ZM10 221V220H9ZM34 221V220H33ZM66 221V220H65ZM76 221V222H75ZM109 221V220H108ZM137 221V220H136ZM160 221V220H159ZM26 222V221H25ZM32 222V221H31ZM57 222V221H56ZM59 222V221H58ZM62 222V221H61ZM84 222V221H83ZM89 222H91V221H89ZM110 222V221H109ZM112 222V221H111ZM113 222H114V220H113ZM122 222V221H121ZM127 222V221H126ZM125 222V223H126ZM157 222V221H156ZM155 222V223H156ZM48 223V222H47ZM115 223L117 224V222L115 221ZM123 223V222H122ZM32 224V223H31ZM56 224V223H55ZM65 224H66V222H65ZM92 224V223H91ZM100 224V223H99ZM111 224V223H110ZM109 224V225H110ZM124 224V223H123ZM122 224V225H123ZM129 224V223H128ZM160 224V223H159ZM162 224V223H161ZM167 224H169V225H167ZM22 225V224H21ZM20 225V226H21ZM93 225V224H92ZM103 225V224H102ZM105 225H106V223H105ZM112 225H113V223H112ZM125 225V224H124ZM127 225V224H126ZM131 225V224H130ZM134 225V224H133ZM132 225V226H133ZM157 225H158V223H157ZM106 226H108V225H106ZM148 226V225H147ZM147 226H146V228H147ZM150 226V225H149ZM22 227V226H21ZM65 227V226H64ZM69 227V226H68ZM90 227H92V226H90ZM94 227V226H93ZM110 227H113V226H109V228ZM117 227V225L115 226V228ZM26 228V227H25ZM65 228H67V226L65 227ZM87 228V227H86ZM95 228V227H94ZM108 228V227H107ZM141 228H142V226H141ZM158 228H159V226H158ZM171 228V229H170ZM103 229V228H102ZM117 229H119V228H117ZM116 229V230H117ZM133 229V228H132ZM149 229V228H148ZM69 230V229H68ZM90 230V229H89ZM120 230V229H119ZM123 230H125V229H122L121 230V233H122V231ZM131 230V229H130ZM139 230V229H138ZM142 230V229H141ZM150 230V229H149ZM159 230V229H158ZM87 231H88V229H87ZM95 231V230H94ZM114 231V230H113ZM112 231V232H113ZM152 231H154V230H152ZM157 231V230H156ZM155 231V232H156ZM90 232V231H89ZM107 232H108V230H107ZM111 232V235L113 234ZM116 232V231H115ZM119 232V231H118ZM124 232V231H123ZM127 232V231H126ZM142 232V231H141ZM158 232V231H157ZM48 232H46V234H47ZM62 233H64L63 231H62ZM83 233V232H82ZM117 233V232H116ZM256 233V232H255ZM118 234V233H117ZM131 234V233H130ZM137 234H138V232H137ZM153 234H154V232H153ZM156 234V233H155ZM51 235V234H50ZM49 235V237H51ZM102 235V236H101ZM106 235V234H105ZM108 235H109V233H108ZM108 235H107V237L106 238H108ZM119 235V234H118ZM116 236V235H115ZM124 236V235H123ZM137 237H135V239H133L134 241H132V243H131V249L130 248H128V249H130V250H128V252L126 253V257H125V262L122 260V263H124V264H134L135 263V258H136V256H138L137 254H143L142 253V250L144 251L145 250V247L146 248H148V247H150V241L149 242H143L146 238H147V235L146 234H142V235H136ZM259 236H260V234H259ZM65 237V236H64ZM114 237V236H113ZM129 234L127 233L126 235H125V240H129ZM152 237V236H151ZM156 237V236H155ZM255 237V236H254ZM263 237H264V235H263ZM116 238V237H115ZM134 238V237H133ZM149 238V237H148ZM61 239H62V237H61ZM66 239V240H67ZM85 239H91V240H96V244L94 245V246H92V247H89V245L87 246V244H86V240ZM131 239V238H130ZM150 239V238H149ZM158 239V238H157ZM156 239V240H157ZM259 239H261V236L259 237ZM107 240V239H106ZM112 240V239H111ZM115 241H116V239H114ZM159 240V239H158ZM157 240V241H158ZM17 241V240H16ZM48 241V240H47ZM55 241H56V239H55ZM99 243H98V242ZM108 241V240H107ZM106 241V242H107ZM113 241V240H112ZM252 241V240H251ZM259 241H261V240H259ZM258 240H257V242H259ZM7 242V241H6ZM66 242V241H65ZM84 242V243H83ZM93 242V241H92ZM114 242V241H113ZM118 242V241H117ZM252 242H254V241H252ZM256 242V243H257ZM9 243V242H8ZM52 243V242H51ZM50 243V244H51ZM58 243V242H57ZM61 243V242H60ZM94 243V242H93ZM116 243V242H115ZM120 243V242H119ZM119 243L118 244H115V246L116 245H119ZM156 243V244H157ZM15 244V243H14ZM46 243H44V245H45ZM68 244V243H67ZM74 244V243H73ZM83 244V245H82ZM92 244V243H91ZM91 244H90V246H91ZM122 243H120V245H121ZM127 244V243H126ZM253 244V243H252ZM21 245V244H20ZM132 245H136L135 247H132ZM240 245V244H239ZM256 245V244H255ZM6 246H7V244H6ZM17 246H18V244H17ZM51 246V245H50ZM62 246V245H61ZM71 246V245H70ZM81 246H82V249H81ZM124 247H125V245H123ZM128 246H129V244H128ZM258 246V245H257ZM264 246V245H263ZM123 247V248H124ZM153 247V246H152ZM151 247V249H153ZM155 247V246H154ZM161 247V246H160ZM254 247H256V246H254ZM259 247H260V244H259ZM7 248V247H6ZM17 248V247H16ZM113 248V247H112ZM156 248V247H155ZM262 248V247H261ZM15 249V248H14ZM64 249V248H63ZM66 249H67V247H66ZM115 249H117V246L115 247ZM11 250V249H10ZM20 250H22V249H20ZM61 250H62V248H61ZM125 250V249H124ZM127 250V249H126ZM149 250H150V248H149ZM154 250V249H153ZM262 250V249H261ZM58 251V250H57ZM63 251V250H62ZM110 251V250H109ZM123 251V250H122ZM152 251V250H151ZM232 251V250H231ZM253 251H254V248H253ZM259 251H260V249H259ZM263 251V250H262ZM23 252H25V251H23ZM22 252V253H23ZM59 252V251H58ZM90 252V253H89ZM107 252V251H106ZM111 252V251H110ZM114 252V251H113ZM113 252H111V253H113ZM115 252H116V250H115ZM118 252V251H117ZM126 252V251H125ZM230 252V251H229ZM251 252V251H250ZM26 253V252H25ZM124 253V252H123ZM162 253V252H161ZM257 253V252H256ZM11 254V253H10ZM117 255H118V253H116ZM156 254V253H155ZM229 254V253H228ZM238 254V253H237ZM254 254V253H253ZM9 255V254H8ZM91 255V256H90ZM107 255V254H106ZM113 255H115V254H113ZM154 255V254H153ZM225 255V254H224ZM236 255V254H235ZM22 256H25L24 254H22ZM28 256V255H27ZM32 256V255H31ZM141 256V255H140ZM152 256V255H151ZM150 256V257H151ZM159 256H161V257H159ZM249 256V255H248ZM29 257V256H28ZM63 257V256H62ZM112 257V256H111ZM142 257H143V255H142ZM155 257V256H154ZM23 259H25V258H23ZM22 259V260H23ZM121 259V258H120ZM139 259V258H138ZM144 259V258H143ZM154 259V258H153ZM217 259V258H216ZM246 259V258H245ZM111 260H113V259H111ZM114 260H116V258L114 259ZM145 260V259H144ZM244 260V259H243ZM247 260L248 259H246L245 260V262H247ZM249 260H250V258H249ZM256 260V259H255ZM65 261H66V259H65ZM64 261V262H65ZM120 261V260H119ZM242 261V260H241ZM252 261V260H251ZM254 261V260H253ZM64 262H63V264H64ZM70 263V261H67V263ZM107 262V261H106ZM110 262V261H109ZM109 262H107L106 264H111V263H109ZM117 262V261H116ZM154 262V261H153ZM245 262H243V263H245ZM250 262V261H249ZM256 262H257V260H256ZM255 262V263H256ZM6 263V262H5ZM68 263V264H69ZM87 263V262H86ZM119 263V262H118ZM139 263V262H138ZM141 263V262H140ZM155 263V262H154ZM252 263V262H251ZM258 263V262H257ZM52 264V263H51ZM54 264H58V262H55ZM65 264H66V262H65ZM71 264V263H70ZM89 264V263H88ZM91 264V263H90ZM247 264V263H246ZM250 264V263H249Z\"/></svg>",
  "mask_w": 264,
  "mask_h": 264
}]
</instances>
